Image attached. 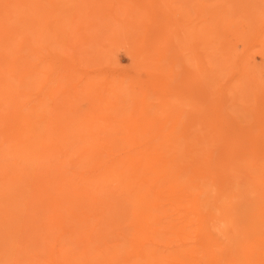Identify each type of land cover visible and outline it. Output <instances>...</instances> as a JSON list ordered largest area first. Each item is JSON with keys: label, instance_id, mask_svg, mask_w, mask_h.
Wrapping results in <instances>:
<instances>
[{"label": "rangeland", "instance_id": "1", "mask_svg": "<svg viewBox=\"0 0 264 264\" xmlns=\"http://www.w3.org/2000/svg\"><path fill=\"white\" fill-rule=\"evenodd\" d=\"M3 1V0H2ZM23 0H21V2H22ZM66 1V0H65ZM68 1V0H67ZM66 1V2H67ZM74 0H70V3H69V1H68V3L66 4L65 2H61V4H60V0H46L45 1V3H44V1L42 0H36V2L34 3V2H32L31 3V5H29L30 4V1H27V5L25 4V3H22V6H21V2H19V4H20V6L19 5H15V6H18V8H20V7H22V9H24L25 7V5L28 7V5H29V7L31 6V8H28V9H30V11H31V13H30V11L28 12L29 13V15H30V19H31V17L33 18V17H36V16H31L34 12L33 11H35V13H37L36 12V9H37V7H39L40 8V6H42V4L40 5L39 4V2L40 3H44L43 5H46V6H48V7H46V14H44V11H43V6H42V8H40V10H42L43 12H41V13H43V14H40V16L42 15L43 16V18H45V19H41L40 18V16L37 18L39 21L38 22H42V23H40V27H41V30L40 31H38L39 33L42 31V33H41V38L42 39H37V42L35 43L34 41H36L35 39L37 38L36 37V34H34V32H33V34H34V37H33V35L31 34L32 33V30L29 28L28 30H30L29 31V33L30 34H27L28 36H31L32 35V37H33V42L34 43H32V44H34L35 45V47H37L35 50H36V52H34L29 58L31 59V60H33V61H35V62H40V60H42V62H41V64H40V68L38 69L39 71H37V72H35V75H34V77H33V80L31 81V84H32V82L34 83V85H31L30 83H29V85H30V87L29 86H25V85H20L16 90H18V92H16V90H15V92H13L14 94V96L16 97V100L15 99H13V98H10V100L8 101L9 103H5L4 105L5 106H3V104L1 105L2 107H0V130L2 131H4L5 129H7V127L6 126H8V125H15L16 124V120L15 119H17V117L16 116H18V109H20L19 108V106L21 105V104H23V105H25L24 107H30L31 106V104L33 103V102H42V104H43V106H44V108L42 107V109H40V112H45V114H47L49 117H47V118H49V124H50V126H52V127H54V125L55 126H58L57 124H62V122L64 123V124H62V126H64V125H68V123H70V127L68 126V131L71 129L72 130V128H74L75 129V123H76V121L74 122V120L76 119V116L77 115H74V113H73V109H77V107L78 106H81L82 108L84 107L85 109H86V112H87V110H88V108H89V106L91 105L92 107H93V110H92V107H91V110H89V114H91V116L92 115H94V113L96 112V110H97V105H102L103 103H101L103 100V102H105V103H108V102H110L112 99H113V101L115 100V98L117 97L116 95H114L113 96V94H110V95H112V96H110L112 99L110 100V98H109V101L107 100L108 99V97L106 98V101H108V102H106L105 101V94H106V92L107 93H109L108 91H107V88H109V89H111V87L112 88H116V86H117V83L119 82V79L120 80H123V79H125V82H124V85L126 84V86H129V85H131V84H127V80H126V78L129 80V79H132L133 81H134V83H133V86L134 87H132V89L130 88V86H129V89L131 90V91H133V89H135V87H136V89L137 90H139V91H142L143 90V88H144V90H148L147 91V94H148V98L146 97V99H147V102L148 101H150V100H152V101H150L151 103L149 104V106L147 105V104H144V108L143 109H141L142 111H144V115H146L145 114V108H146V106L145 105H147V108H146V110H149V111H151L150 109H152V110H159V114H158V116L154 119H152L151 118V120L149 119V118H146V120L148 121L149 120V122L151 121V123L150 124H154L155 125V127H156V131L157 132H159L161 129H165V128H167V127H170V124L171 125H173V127L175 128L176 127V130L178 131V132H182V133H184V132H186L187 130L190 132H192L193 130L196 132V133H194L193 132V135L195 134H197V132L199 131V129H195V128H201V130H202V127H203V129H204V132H205V127H206V133L208 134L209 132L212 134L213 133V136H214V138H213V136L212 135H210V134H208L209 135V137L212 139V141L214 140H216L215 141V143H211V141L209 140V142H207V148L209 149H212L211 151H213V152H210V162H211V160H214V161H212L211 163H210V165L211 164H216L215 166H213V165H211V167H213V168H215L216 167V169H222V168H224V169H228V172H229V176H228V180H227V182H224V184H226V183H228V185H230V186H232V188H231V190H232V192L233 191H235V189H236V187H237V189H236V191L235 192H233L231 195H232V197H233V194L235 193V194H237V192L239 191V193H238V198L237 199H239L238 201H239V203L242 201V204L244 203V202H246L244 205H246V204H250L251 203V200L250 199H252L251 197H250V195H252V197L254 196L253 195V193L254 192H256V190H259V192L260 191H263L264 192V190H262V188L260 189L259 187H260V183H262V181H264V41H263V39H264V37H262L260 34H258V32L257 31H260L261 29L259 28V30L258 29H256V31H255V29H253L252 28V26H255V25H253L252 24V19L250 18V16L253 18V15H252V13H255L254 12V10L256 9L255 7H260L259 5H262V4H264V0L262 1V0H257L258 2V4L259 5H257V4H254V5H252L251 3L252 2H250V4L249 5H247V4H244V3H242L241 5L240 4H238L239 3V1H241V0H231V3L230 4H228V8H227V10L225 9V10H223L222 8H225L226 6L225 5H227V3H229V1L227 0H219V2H217L218 0H203L204 1V3H203V1H201V0H169V2L171 1V3H170V5L169 6H164L163 5V3L165 2V1H168V0H123L122 2H121V0H111V1H109V0H78L81 4H79V6L78 5H76V3L78 2L77 0L75 1V2H73ZM92 1H94L93 3H92ZM95 1H97V2H95ZM103 1V2H102ZM105 1V2H104ZM119 1V2H118ZM137 1V2H136ZM163 2V3H161V5H157V3L158 4H160L159 2ZM173 1V2H172ZM196 1V2H195ZM253 2H254V0H252ZM11 2V3H10ZM55 2H57L56 4H55ZM82 2H85L84 4L82 3ZM110 4H109V3ZM195 2V3H194ZM198 2H199V7H200V2L202 3V4H205L206 6H204L205 7V9H207V11L205 10V9H202V14H205L204 16L201 14V8H200V10H197L198 9ZM205 2H208V5H209V3H210V6H207V4L205 3ZM217 2V3H216ZM2 3V6L3 7H1L0 6V11L3 9V8H5V6H6V9H10V8H7V4H9V6L8 7H11L12 5H14V3H16V4H18V1L16 0H6V1H3V2H1ZM64 3V4H63ZM106 3V4H105ZM118 3H120L119 5H118ZM197 3V4H196ZM221 4V3H223V4H221L222 6L224 5V3H226L224 6L225 7H222L221 5H220V8L218 7L219 5H217V7L218 8H216V9H213V10H211L212 9V4H213V6L214 7H216V4ZM256 3V2H255ZM262 3V4H261ZM33 4V5H32ZM36 4H37V6H36ZM48 4V5H47ZM58 4H60V5H58ZM63 4V5H62ZM70 4V5H69ZM71 4H75V5H72L74 8H72V6H71ZM78 4V3H77ZM157 5V6H155V7H153V5ZM234 4V5H233ZM236 4H238L239 6H241V7H238V5H236ZM39 5V6H38ZM53 5V6H52ZM67 6V8H65V9H67V11H66V13H64L63 12V8L64 7H66ZM82 5V6H81ZM131 5V6H130ZM173 5V6H172ZM230 5H233V6H230ZM247 5L248 6V10L245 8V6ZM33 6V7H32ZM36 6V7H35ZM52 6V7H51ZM56 6V9L55 8H53V7H55ZM59 6V7H58ZM63 6V7H62ZM75 6H76V9H75ZM87 6V7H86ZM107 6V7H106ZM119 6V7H118ZM137 6H139V7H137ZM193 6H197L196 8H194ZM246 6V7H247ZM263 6V5H262ZM14 7V6H13ZM12 7V8H13ZM45 7V6H44ZM62 8L63 10H62V12L64 13V14H62V12H58L59 14H61V16L60 15H58V16H56V13H57V11L55 12L54 10H52L53 11V13H54V15L56 16V17H58V18H56L54 15H53V13H52V11L50 10L51 8H53V9H55V10H57V9H59V8ZM69 7L70 8H72V9H69ZM84 7V11H82L81 10V8H83ZM116 7V8H115ZM121 7V8H120ZM130 7H134V10H132V12H131V14H129V19H128V17L126 18V16H127V12H128V8L130 9ZM165 7V8H164ZM182 8V10H184V11H182L181 10V12H180V9ZM183 7H185L184 9H183ZM190 9H189V8ZM196 9V11L195 12H197L198 14H196L195 12H193L194 11V9ZM202 7V6H201ZM231 7H233L232 8V10H230V8ZM237 7V8H236ZM49 9V11H51L50 13H49V11L47 12V10ZM60 8V9H61ZM79 8V9H78ZM86 8V9H85ZM97 8V9H96ZM107 8L109 9V10H107ZM120 8V9H119ZM145 8V9H144ZM151 8V9H150ZM174 8V9H173ZM178 8H179V10H178ZM188 8V10H189V12H187L186 11V9ZM210 8V10H208ZM241 8H245L247 11H246V13H245V15H243L242 16V14L245 12V11H242L241 10ZM254 9V10H251V9ZM263 9H264V6L262 7ZM262 8H259V9H257V10H259V11H262L263 9ZM21 8H20V10H22ZM27 9V8H26ZM26 9H24V11L26 10ZM75 9V10H74ZM113 9L115 10L114 12H113ZM116 9H117V11H116ZM133 9V8H132ZM144 9V10H143ZM164 9V10H163ZM192 9H193V11H192ZM16 9L14 8V11H15ZM45 10V9H44ZM81 10V11H80ZM148 10H150V13H149V11ZM159 10V11H158ZM176 10V11H175ZM205 10V11H204ZM218 10V12H219V14H220V11L219 10H223L221 13H223L224 11H228V14L226 13V12H224L223 14L225 15V14H227L231 19H232V22H235V23H237V22H239V21H243V22H240L239 23V26H240V31H246L244 34L242 33V34H240V36H238L237 35V33L233 30V28H235L234 27V25L235 24H233L232 25V29H218V22L219 21H217L218 20V18H219V20H222V18H220L223 14H218V12H216ZM236 10V11H235ZM239 10H240V13H239ZM23 11V10H22ZM59 11V10H58ZM73 11V12H72ZM78 12V14H76L77 12ZM107 11V12H106ZM111 12L110 14H109V12ZM148 11V12H147ZM158 11V12H157ZM165 11H166V13H165ZM198 11H200V13L198 12ZM210 13H209V12ZM211 11H213L212 13H211ZM216 13H215V12ZM233 11V12H232ZM238 11V12H237ZM252 11V12H251ZM38 12H39V10H38ZM39 12V13H40ZM67 12H68V14H67ZM69 12H71L72 13V16L74 17H70L69 16V14H71V13H69ZM97 12V13H96ZM145 14H144V13ZM156 12V13H155ZM168 12H170V13H168ZM207 12V13H206ZM243 12V13H242ZM251 12V13H250ZM263 13H264V10L262 11ZM15 13H16V11H15ZM20 12H18V14H19ZM34 13V14H35ZM105 13V14H104ZM109 15H108V14ZM115 13V14H114ZM142 13H143V15H142ZM184 13H186V15L184 14ZM213 13H215L214 15H213ZM242 13V14H241ZM260 13V12H259ZM50 14V15H49ZM65 14H67V15H65ZM93 14H96V17H95V15L93 16ZM179 14V15H178ZM187 14H188V16H187ZM210 14V15H209ZM218 14V15H217ZM232 14V15H231ZM250 16H249V15ZM16 15H17V13H16ZM15 15V16H16ZM27 15V16H26ZM26 15H25V12L23 13V15H22V13H21V15H20V17H23V18H25V17H27L26 19L28 20V17H29V15L26 13ZM36 15V14H35ZM39 15V14H38ZM63 15H65V16H63ZM79 15V16H78ZM104 15H106V16H104ZM116 15V16H115ZM133 15V16H132ZM142 16V20H140L139 22H137L136 21V23H135V25L137 26H134V22H135V20H133V23L129 26L128 25V27H126V28H124L125 30H123V29H121V32L122 33H126V37L128 38V39H130V40H133L132 42H136L134 39H136V38H134L133 36H134V34H136V37L138 38L139 36H140V38H141V41H139V43H140V47H139V43H137L136 45L134 44V43H130V41H128L127 40V38H125V35H123V34H121V32H120V27H121V25H126L127 24V21H131L130 19H133L134 18V16L137 18H140L141 16ZM192 15V16H191ZM201 15H202V17H201ZM207 15H209V16H207ZM67 16L69 17V18H73V20H71V21H69V18H67ZM82 16H84L85 18H86V20H88L89 18H90V20H92L91 22H89V20L88 21H84L85 22V24H81L80 26H79V24H80V21L84 18H82ZM110 16V17H109ZM112 16H114V17H112ZM211 16H214V17H212L211 18ZM228 16H226L225 15V17H226V22H230L231 23V21H229V20H231L230 18H228ZM232 16V17H231ZM247 16H249V18L247 17ZM18 17V16H17ZM14 17V20L15 19H19L20 17ZM52 17V18H51ZM55 17V18H54ZM62 17H64V20L62 19V20H59V19H61ZM76 17V18H75ZM77 17H78V19L79 20H76L77 19ZM95 17V18H94ZM116 17V18H115ZM126 18V19H123V18ZM197 17V18H196ZM199 17V18H198ZM223 17V16H222ZM46 18H48V19H46ZM66 18L68 19L67 21H66ZM82 18V19H81ZM92 18V19H91ZM102 18V19H101ZM103 18H104V20H103ZM115 18V19H114ZM187 18H190L191 20H190V22L191 23H188V21H189V19H187ZM227 18H228V21H227ZM245 18V19H244ZM34 19V18H33ZM52 19V21H50ZM96 19V20H95ZM116 19H117V21H116ZM176 19V20H175ZM198 19V20H197ZM202 19V20H201ZM27 20H25V22H23V24H25L26 22H27ZM57 20H59L58 22H57ZM125 20V21H124ZM138 20V19H137ZM144 20H146V21H144ZM186 20V21H185ZM234 20V21H233ZM248 20H250L251 21V24H249V22L250 21H248ZM16 21V20H15ZM72 21L74 22V23H72ZM144 22V24H145V26L146 27H144V24H142V26L144 27V29H143V31H142V29H137L138 28V26L140 27V22ZM212 21V22H211ZM31 22V21H30ZM29 22V20H28V23L29 24H31ZM37 22V21H36ZM43 22H46V23H43ZM47 22H48V24H47ZM69 22H71V23H69ZM87 22H89V23H91V24H89V23H87ZM96 22V23H95ZM104 22V23H103ZM120 22V23H119ZM180 22V23H179ZM197 22V23H196ZM225 22V21H224ZM82 23V22H81ZM98 23V24H97ZM125 23V24H124ZM212 23V24H211ZM216 23V24H215ZM18 24H20V22L18 23ZM28 24V25H29ZM47 24V25H46ZM61 24H64V25H61ZM72 24V25H71ZM87 24V25H86ZM98 26H97V25ZM183 24V25H182ZM187 24H188V26H187ZM206 24V25H205ZM220 24V23H219ZM240 24H242V25H240ZM25 25H27V23L25 24ZM24 25V26H25ZM45 25V26H44ZM60 25V26H59ZM69 25V26H68ZM78 25V26H77ZM94 25V26H93ZM180 25V26H179ZM21 26H23L22 24H21ZM23 26V27H24ZM37 26H38V24H37ZM39 26H38V28H39ZM43 26H44V28H45V30H44V28H43ZM56 26H57V28L58 29H63V28H65V30L67 29V31L66 32H64V34L63 35H60L59 33H56L54 30H51V29H53L54 27L56 28ZM63 26V27H62ZM87 26V27H86ZM90 26V27H89ZM97 26V27H96ZM205 26V27H204ZM217 26V27H216ZM22 27V28H23ZM46 27H47V29H48V27H49V30H47L46 29ZM67 27V28H66ZM112 27V28H111ZM142 27V28H143ZM181 29H180V28ZM43 28V29H42ZM96 28V29H95ZM197 28L199 29L198 30V32L197 31H195L194 29H196L197 30ZM206 28V29H205ZM224 28V27H223ZM82 31V33L84 34L83 35V41H84V43H83V41H80V43L82 42V44H80L79 42H78V40H79V37H81V35H82V33H81V31ZM84 29H85V32H84ZM136 30V32H135V30ZM145 29H147V30H145ZM183 29V30H182ZM201 29V30H200ZM208 29L210 30L211 29V31H208ZM2 30V29H1ZM20 30H24V29H20ZM44 30V31H43ZM56 30V29H55ZM116 30H118V31H116ZM134 30V31H133ZM218 30V31H217ZM236 30V29H235ZM49 31V33H47ZM55 33H54V32ZM58 31V30H57ZM70 31V32H69ZM79 31V32H78ZM91 31V32H90ZM103 31V32H102ZM124 31H126V32H124ZM137 31H138V33H137ZM141 31V32H140ZM144 31L146 32L145 34V36L143 35V33H144ZM179 31V32H178ZM183 31V32H182ZM191 31V32H190ZM249 31V32H248ZM2 32H4V31H2ZM2 32L0 31V33H1V35H2ZM20 32V31H19ZM19 32H17V33H19ZM22 32V31H21ZM37 32V33H38ZM128 32H130V34L128 33ZM150 32V33H149ZM193 32V33H192ZM213 32V33H212ZM218 32V33H217ZM66 33V34H65ZM69 33V34H68ZM97 33V34H96ZM101 33V34H100ZM118 33V34H117ZM132 33V34H131ZM197 33L199 34V33H201L200 35H199V37H198V35H197ZM206 33V34H205ZM209 35H208V34ZM222 33V34H221ZM224 33V34H223ZM229 33V34H228ZM254 33V34H253ZM47 34H48V36H47ZM56 34V35H55ZM73 34V35H72ZM81 34V35H80ZM155 34V35H154ZM183 34H185L187 37L189 36V37H192V38H187L186 40H188V43H186L185 42V38H184V42H181V41H183V38L181 37ZM205 34V35H204ZM213 34H215V35H213ZM221 34V35H220ZM255 34H256V36H255ZM52 35V36H51ZM69 35V36H68ZM76 35V36H75ZM181 35V36H180ZM185 35H183V36H185ZM217 35V36H216ZM223 35V36H222ZM260 35V36H259ZM5 35L3 34V37H4ZM24 37L22 38L23 40H24V38H25V36H26V34L25 35H23ZM38 36V35H37ZM44 36V37H43ZM185 36V37H186ZM195 36V37H194ZM204 36H208V37H206V38H209V44L207 45V47L208 48H205L206 50L207 49H209V52L208 51H206L207 53H211V54H208L207 55V53L206 52H204L205 51V49H203L206 45H202V41L200 40L201 38H203ZM210 36V37H209ZM2 37V38H3ZM107 39H106V38ZM146 37V38H145ZM155 37V38H154ZM182 39H181V38ZM242 37V38H241ZM5 38V37H4ZM50 38V39H49ZM64 38V42L63 41H61V39H63ZM68 38H69V40H68ZM82 38V37H81ZM109 38H110V40H109ZM150 38V39H149ZM153 38V39H152ZM200 38V39H199ZM213 38V39H212ZM54 39V40H53ZM58 39V40H57ZM91 39H99V41L97 40L96 42H94L93 40V42H94V46H96L97 45V48H94V46H93V48L91 47L92 45H91V43L93 44V42L91 41L90 43H89V40H91ZM145 39V40H144ZM181 39V40H180ZM193 41H192V40ZM244 39V40H243ZM253 39V40H252ZM4 40V39H3ZM22 40V41H23ZM67 40H68V42H67ZM81 40V39H80ZM126 40L128 41V43H129V46H131V47H129V46H127L128 44L126 43ZM203 41H204V39H202ZM219 40V41H218ZM243 40V41H242ZM39 41V42H38ZM46 41V42H45ZM101 41V42H100ZM116 41V42H115ZM119 41H121L120 43H122V44H118V42ZM123 41V42H122ZM193 42V44L191 43V42ZM224 41V42H223ZM249 41V42H248ZM40 42H42V46L41 47H39V45H41L40 44ZM45 42V43H44ZM69 42H71V44L69 43ZM73 42H74V44H73ZM77 42V43H76ZM86 42V43H85ZM113 42V44L112 45H110V43H112ZM157 42H159V44L157 43ZM190 42V43H189ZM205 42V41H204ZM244 42V43H243ZM97 43H99V44H97ZM116 43V44H115ZM124 43V44H123ZM143 43H144V45H143ZM157 43V44H156ZM185 43V44H184ZM207 43H208V41H207ZM206 43V44H207ZM210 43H211V45H210ZM233 43H234V45H233ZM246 43H248V44H246ZM48 46H47V45ZM55 44V45H54ZM70 44V45H69ZM87 44H89V46L87 45ZM105 44V45H104ZM154 44V45H153ZM191 44V45H190ZM219 44V45H218ZM224 44V45H223ZM236 44H238V46L236 45ZM36 45H38V46H36ZM49 45H51V46H49ZM80 45H81V47H80ZM187 45H188V47H187ZM245 45V46H244ZM44 46H46V47H44ZM56 46V47H55ZM66 46V47H65ZM99 46V47H98ZM134 46H135V49H134V51L135 52H139L140 53V55H134V54H136V53H134L133 52V54H131V52L133 51V48H134ZM193 48H192V47ZM202 46H203V48H202ZM213 46V47H212ZM218 46V47H217ZM239 47V49L237 48L236 49V47ZM6 47V46H5ZM43 47V48H42ZM59 47V48H58ZM88 47H89V49H90V51H86V49L87 50H89L88 49ZM104 47H105V51H106V49L108 50V54L105 52L104 53ZM107 47V48H106ZM125 49H124V48ZM143 47H144V49H143ZM220 47V48H219ZM235 47V48H234ZM244 47H246V48H244ZM1 48V47H0ZM55 48V49H54ZM74 48V49H73ZM79 48H81V49H79ZM85 48V49H84ZM120 48H122V49H120ZM140 48V49H139ZM189 50H188V49ZM6 49V48H5ZM67 49V50H66ZM76 49V50H75ZM83 49V51H85L84 53H83V51H80V50H82ZM91 49H93V50H96V52L95 51H93V52H91L92 50ZM117 49H119V50H117ZM157 49V50H156ZM235 49V50H234ZM244 49V50H243ZM2 50V49H1ZM24 50H25V52H24ZM24 50H22L21 52H19L20 54H21V56H22V54H23V56H25L24 55V53L27 55L28 53H29V48H25ZM27 50V51H26ZM75 50V51H74ZM77 50H79V51H77ZM140 50H141V52H140ZM164 51L165 52V54L167 53V55H163V54H158V52H160V51ZM180 50H182V51H180ZM191 50V51H190ZM203 50V51H202ZM234 52H233V51ZM238 50V51H237ZM66 51H69V53L71 54H67V52ZM99 51V52H98ZM109 51H110V53H109ZM114 51V52H113ZM116 51V52H115ZM152 51V52H151ZM154 51V52H153ZM187 51V52H186ZM240 51V52H239ZM244 51V52H243ZM26 52H28V53H26ZM97 52H98V54H97ZM113 52V53H112ZM137 52V53H138ZM151 52V54H147V53H150ZM3 53L4 52H2L1 54H0V60H3L4 61V59L2 58L6 53H4V55H3ZM37 53H38V55H37ZM53 53H55L56 55H53ZM66 53V54H65ZM115 53V54H114ZM183 53H185V54H183ZM195 53V54H194ZM205 53V54H204ZM233 53V54H232ZM244 53V54H243ZM14 54H16V53H13L12 55H14ZM20 54H18V57H20ZM82 54H85V56H91L89 59H91V60H87V59H85V56H83ZM97 54V55H96ZM236 54V55H235ZM243 54V55H242ZM11 55V56H12ZM17 55V54H16ZM53 55V56H52ZM78 55V56H77ZM114 55V56H113ZM144 55H147V59L145 58V56ZM153 56L152 58H153V60H152V62L151 63H149V57L150 56ZM162 55V56H161ZM171 55H172V57H171ZM211 55V56H210ZM217 55V56H216ZM233 55V56H232ZM76 58H75V57ZM100 57V59H99V57ZM111 56H113V57H111ZM137 56H139V57H137ZM149 56V57H148ZM161 56V57H160ZM164 56H166V58L164 59ZM227 56V57H226ZM230 56V58L228 59V57ZM232 56V57H231ZM235 56V57H234ZM242 58H241V57ZM5 57H6V55H5ZM4 57V58H5ZM101 57H104L103 59H101ZM106 57H107V59H106ZM108 57H110L109 59L110 60H108ZM116 57V58H115ZM137 57V58H136ZM156 57V58H155ZM192 57V58H191ZM194 57V58H193ZM212 57H214L213 59H212ZM239 57V58H238ZM246 57V58H245ZM9 58H11V57H9ZM9 58H7V59H9ZM75 58V59H74ZM112 58L115 60V63L114 62H112ZM144 58V59H143ZM155 58V59H154ZM207 58V59H206ZM216 58V59H215ZM238 58V60H236ZM6 59V58H5ZM12 59V58H11ZM14 59H18L19 60V58H16V57H14ZM143 59V60H142ZM147 61H146V60ZM158 59V60H157ZM200 59V60H199ZM212 61H211V60ZM234 59V60H233ZM242 59V60H241ZM10 60V59H9ZM13 60V59H12ZM18 60H14L13 61V63H16V62H19ZM38 60V61H37ZM65 60V62H63ZM74 60V61H73ZM80 60V61H79ZM82 60V61H81ZM84 60V61H83ZM137 60H138V62H139V64H138V62H137ZM162 60H164V61H161ZM215 60V61H214ZM217 60V61H216ZM240 60V61H239ZM51 61V62H50ZM111 61V62H110ZM159 61V62H158ZM187 61V62H186ZM200 63H199V62ZM74 62V63H73ZM86 62H87V64H86ZM140 62H141V64H142V67L145 65V67L142 69V67H141V64H140ZM158 62V64L157 65H159L160 64V62L164 65V63H165V66H163L162 64V68L161 67H159L161 70L159 71V69L157 70V66H156V69L154 70V63L156 64ZM212 62V63H211ZM228 62V63H227ZM231 62H235V64H231ZM240 62V63H239ZM246 62V63H245ZM67 63V64H66ZM113 63V64H112ZM136 63V64H135ZM152 63H153V65H152ZM68 64H72V66L70 65V67H69V65ZM150 64V65H149ZM210 64V65H209ZM244 64L247 66V67H245L244 66ZM160 65V66H161ZM171 65V66H170ZM201 65V66H200ZM7 66H9V65H7ZM127 66V67H126ZM148 66V67H147ZM169 66V67H168ZM213 66V67H212ZM240 66H242V67H240ZM76 67V68H75ZM134 67V68H133ZM139 67V68H138ZM153 67V69H151ZM166 67V68H165ZM173 67V68H172ZM178 67V68H177ZM184 67V68H183ZM189 67V68H188ZM207 67V70L206 69H204V68H206ZM244 67V68H243ZM254 67V68H253ZM126 68V69H125ZM164 68V69H163ZM183 68V69H182ZM242 68H243V70H242ZM257 68V69H256ZM52 69V70H51ZM149 69H151V70H149ZM169 69H172L171 71H169L170 73H168V70ZM191 69V70H190ZM259 69V70H258ZM42 70V71H41ZM51 70V71H50ZM63 70V71H62ZM152 70H154V72L152 71ZM166 70H167V73H166ZM201 70V71H200ZM206 70V71H205ZM11 71V70H10ZM65 71H68V72H65ZM191 71H192V73H191ZM205 72V74H204V72ZM229 71V72H228ZM253 71V72H252ZM14 72V71H13ZM157 72V73H156ZM172 72V73H171ZM240 72V73H239ZM257 72V73H256ZM11 73H12V71H11ZM44 73V74H43ZM66 73H67V77L65 78V79H67L66 81L65 80H63L64 78H62L63 76H65L66 75ZM112 73L115 75V76H112ZM203 73V74H202ZM207 73V74H206ZM8 74H10V72L8 73ZM111 74V75H110ZM150 76H149V75ZM164 76H163V75ZM169 74V75H168ZM191 75L192 74V76H193V74H194V76L192 77V76H189L188 77V75ZM13 75V76H12ZM84 77H83V76ZM96 75V76H95ZM109 75V76H108ZM168 77H167V76ZM186 75V76H185ZM9 76V75H8ZM58 76H59V78H58ZM71 76H72V78H71ZM91 76V77H90ZM101 78H100V77ZM158 76V77H157ZM170 76H172V77H170ZM213 76V77H212ZM252 76H254V78L252 77ZM10 77H12L11 78V80L13 81L14 79H15V81L14 82H17L16 81V78L14 77V73L13 74H11V76ZM35 77H36V79H35ZM37 77H39V78H37ZM97 77H99L100 79H98ZM113 77V78H112ZM124 77V78H123ZM170 77V78H169ZM184 77H186V78H184ZM69 78V79H68ZM71 78V79H70ZM89 78V79H88ZM109 78V79H108ZM110 78H111V80L113 79L114 81L112 82V83H114L112 86H108L107 87V85H110V84H112L111 83V81H109L110 80ZM135 78H137L138 79V81H137V79L135 80ZM162 80H161V79ZM171 78H173V79H171ZM204 78V79H203ZM213 78V79H212ZM42 79V80H41ZM56 79H57V81H56ZM91 79V80H90ZM101 79H103L104 80V82H103V80H101ZM106 79V80H105ZM182 79V80H181ZM188 79H190V80H188ZM195 81H194V80ZM196 79L198 80V83H197V81H196ZM199 79L201 80L200 82H199ZM208 79V80H207ZM250 79V80H249ZM35 80H38V81H36L37 82V84H35L36 82H34ZM58 80H59V82H61L60 84H59V82H58ZM210 80V81H209ZM213 80V81H212ZM224 80V81H223ZM87 83H86V82ZM92 81H94V82H97V83H95V86L98 84V87H102V86H100V83L99 82H101V85H103V87H104V83H105V91H103V90H101L100 88V90L98 91V90H96V88H98V87H95L94 85V87H95V89H85L84 91H83V89L85 88V85H84V83H86L87 84V87L89 86L88 85V83L89 82H92ZM105 81H108V83L107 82H105ZM130 81V80H129ZM128 81V82H129ZM132 81V82H133ZM160 81V82H159ZM165 81H167V82H165ZM183 81V82H182ZM206 81H208V82H206ZM58 82V84H55V83H57ZM65 82V83H64ZM131 82V81H130ZM129 82V83H130ZM137 82H139V83H137ZM142 82H143V84H142ZM176 82H177V84H176ZM213 82V83H212ZM76 83H78V84H76ZM103 83V84H102ZM147 83V84H146ZM165 84V85H163L162 86V84ZM187 83H188V86H185V85H187ZM197 83V84H196ZM135 84V85H134ZM145 84V85H144ZM155 84V85H154ZM183 84V85H182ZM201 84V85H200ZM72 85H76V86H78V88H76L75 90H76V93H75V96H77V97H75V96H73V99H74V102H72V103H70V102H65L66 101V98H69L70 96V94L68 95V94H63V93H61V94H59L60 93V91H61V89H62V87H63V89H64V87L65 88H68V87H71ZM123 85V86H124ZM143 85L145 86V87H143ZM171 85V86H170ZM193 86V87H190V86ZM211 85V86H210ZM213 85H214V87H213ZM218 85V86H217ZM60 86H61V89H60ZM68 86V87H67ZM81 86H83V89H81ZM93 86H92V88H93ZM153 86H154V88H153ZM159 88H158V87ZM176 88H175V87ZM185 86V87H184ZM198 88H197V87ZM260 86V87H259ZM24 87H26V90H28V92H29V94H25V91L23 92V90H24ZM125 87V86H124ZM149 87V88H148ZM166 89V90H164V88ZM167 87L169 88V89H171V90H174V91H171V90H168L167 89ZM179 87H181V88H179ZM200 87H201V92H202V94H201V92L199 91L200 90ZM81 90H80V89ZM89 88H90V86H89ZM148 88V89H147ZM158 88V89H157ZM161 88H162V90H161ZM173 88H175V89H173ZM191 88V89H190ZM207 88V89H206ZM217 88V89H216ZM60 91H59V90ZM157 89V90H156ZM179 89V90H178ZM183 89V90H182ZM186 89V90H185ZM208 91V90H210L209 92H207L206 90ZM52 90H54V91H59V93L56 91L55 93H54V91H52ZM89 90H90V96H89ZM95 90V91H94ZM155 90V91H154ZM175 90H176V92H175ZM205 90V91H204ZM97 91V92H96ZM101 91H103V93H104V98H101V97H103V93L101 92ZM123 91H125V92H123ZM131 91H129L128 90V88L127 87H125V89H121V94H125V93H127L128 94V96L127 95H125L124 97H127V98H122V101L123 102H121V97L119 98V103H120V105L118 104V106H120V107H127V110H128V112H130V113H132L133 112V106H134V104H136V103H131L130 102V100L131 99H129L130 98V92ZM160 91V92H159ZM163 91V92H162ZM167 91V95H169V96H167L166 95V92ZM170 91V92H169ZM178 91V92H177ZM195 91V92H194ZM84 92H85V94H84ZM100 92V96L98 95V93ZM123 92V93H122ZM134 93H135V91H133ZM162 92V93H161ZM168 92L169 93H171V94H168ZM180 92H181V94H180ZM187 92H188V97L186 96L187 95ZM190 92V93H189ZM192 92H194V94H191ZM80 93V94H79ZM83 93V94H82ZM93 93H94V95H93ZM110 93H112V92H110ZM138 93H140V92H138V91H136V93L135 94H138ZM160 93V94H159ZM164 93H165V95H166V97H170V95H172L174 98H172V97H170L169 99H167L166 97H165V95H164ZM173 93V94H172ZM178 93V94H177ZM204 93V94H203ZM261 93V94H260ZM17 94H19V97L17 96ZM120 94V95H121ZM183 94H185V95H183ZM189 94L191 95V97L189 96ZM57 95H58V98H57ZM62 95V96H61ZM68 95V96H67ZM96 95H97V98H96ZM106 95H108V94H106ZM175 95V96H174ZM180 96V95H182V97L180 98V97H178V96ZM92 96H93V98H92ZM121 96H123V95H121ZM137 97H138V95H136ZM52 97H53V99H52ZM60 97V98H59ZM65 97V98H64ZM81 97V98H80ZM94 97H95V100L93 101V99H94ZM153 99H152V98ZM162 97V98H161ZM178 99L177 101H176V98ZM207 97V98H206ZM211 97V98H210ZM89 99L88 100V104H87V99ZM101 98V99H100ZM139 98H141V97H139ZM150 98V99H149ZM54 99L56 100V101H54ZM97 99H99V100H97ZM103 99V100H102ZM149 99V100H148ZM165 99H167V100H165ZM171 99V101H169ZM207 99V100H206ZM3 99H0V102L2 101ZM53 100V101H52ZM81 100H83V102L81 101ZM125 100V101H124ZM157 100V102H154V101H156ZM97 101V102H96ZM98 101H100V102H98ZM112 101V102H113ZM209 101V102H208ZM63 102H65V103H63ZM85 102V103H84ZM94 102H95V104H94ZM126 102V104H124V105H122V103H125ZM130 102V103H129ZM184 102V104H183V106H182V103ZM208 102V103H207ZM236 102V103H235ZM238 102V103H237ZM56 103V104H55ZM83 103V104H82ZM93 103V104H92ZM101 103V104H100ZM153 103V104H152ZM158 103H160V104H158ZM174 103V104H173ZM177 103V104H176ZM54 104V105H53ZM80 104V105H79ZM97 104V105H96ZM110 104V103H109ZM109 104H107V105H109ZM131 104H133V106L131 105ZM241 104V105H240ZM48 105V106H47ZM59 105H61V107L59 106ZM70 105V106H69ZM83 105V106H82ZM87 105V107H85ZM94 105V106H93ZM105 104H103V106H104ZM130 105L132 106V107H130ZM141 105V104H140ZM160 105V106H159ZM178 105H180V108L179 109H177L176 108V106H178ZM197 105H199L201 108L203 107L204 108V111H206L208 114V117H206L205 115H203L201 118H200V122H201V124H202V122H203V124H205V126H203V125H200V127H199V123L198 124H196V119H197V112H198V110H197ZM65 106V107H64ZM70 108H69V107ZM72 106V107H71ZM102 106V107H103ZM158 106H159V108H158ZM162 106V107H161ZM163 106H165V107H167L166 109V111L164 112V111H161V109L163 108ZM172 106V107H171ZM187 106V107H186ZM193 106H195V107H193ZM245 106V107H244ZM247 106V107H246ZM64 107V108H63ZM110 107V106H109ZM108 107V108H109ZM130 107V108H129ZM137 107H139V104L137 105ZM152 107V108H151ZM160 107H161V109H160ZM179 107V106H178ZM27 108V109H28ZM52 108V109H51ZM55 108H57V109H55ZM60 108H61V110H60ZM66 108V109H65ZM83 108V109H84ZM96 108V109H95ZM111 108V107H110ZM109 108V110H111ZM26 109V110H27ZM64 109V110H63ZM84 109V110H85ZM90 109V108H89ZM95 109V110H94ZM105 109H106V106H105ZM104 109V111H105V113L104 114H107L108 113V115H109V113H111V114H114V112L113 111H115V109H116V107H115V109H114V107H112V111L110 112L108 109H106L105 110ZM114 109V110H113ZM163 109H165V108H163ZM162 109V110H163ZM216 109V110H215ZM47 112H46V111ZM60 110V111H59ZM66 110V111H65ZM108 110V111H107ZM127 110L125 111L124 110V112H126V114H129V113H127ZM130 110V111H129ZM51 111V112H50ZM55 111V112H54ZM71 111H72V113H71ZM148 111V112H149ZM160 111H161V113H160ZM254 111V112H253ZM256 111V112H255ZM66 112H67V114H66ZM68 112H70V113H68ZM85 112V113H86ZM91 112V113H90ZM157 112V111H156ZM218 112V113H217ZM84 113V114H85ZM118 113V111H116V114ZM142 113L143 112H141L140 113V115L141 116H139V113L135 116V118L137 117L138 118V116L139 117H142ZM209 113H210V115H209ZM53 114V115H52ZM73 114V115H72ZM161 114V116H159ZM206 114V113H205ZM143 115V116H144ZM242 115V116H241ZM36 116V117H35ZM38 115H34V118H35V120L36 119H38ZM68 117V118H67ZM75 117V118H74ZM70 118H74L72 121H73V123L71 122V121H68V123H66L67 121L66 120H69ZM144 118V117H143ZM199 118V117H198ZM205 118H208L207 119V121L206 120H204ZM5 121H4V120ZM50 119H51V121H50ZM52 119H53V121H52ZM2 120V121H1ZM45 120H48V119H45ZM80 120H83V118H79L78 119V121H80ZM102 120V119H101ZM136 121V120H135ZM191 121V122H190ZM2 122V123H1ZM44 122H46V121H44ZM43 122V123H44ZM50 122H52V124L53 125H51V123ZM54 122V123H53ZM58 122V123H57ZM213 122H214V124H216L215 126L213 125ZM32 124V126L34 125V127H36V130L34 129V131H29V134H30V132L32 133L31 135H30V138L28 137V134H27V136L26 137H28L29 139H27V138H25V143L29 140L30 141V139H33V132H36L37 131V126L38 125H40V124H42V122L40 123H37L36 121H35V123H37V124H35V123H33V122H31ZM57 123V124H56ZM101 123L104 125V123H105V125H107L108 124V121L106 122V120L105 121H101ZM133 123H136V124H139V121H137V122H134L133 121ZM132 123V124H133ZM146 123H148V122H146ZM161 123V124H160ZM169 123V124H168ZM179 123V124H178ZM195 124V125H192V124ZM207 123H209V125H210V123H212L211 125H213L214 127H216V128H214L213 126H212V128H213V130H219L218 132L217 131H215V132H211V131H213L212 129L210 130V128H211V126L209 127V125H207ZM163 124H164V126H163ZM207 125V126H206ZM31 126V127H32ZM60 126V127H59ZM57 128L55 127L54 129H51V128H49V130H46V132H47V135H49L50 137L52 136V138H53V140L56 142V144L54 145L53 144V146H52V139L51 138H49V139H51V140H49V141H47L49 144L48 145H50L51 144V146H49V147H51L50 149H49V147L48 148H45V146H44V144H39V146L37 145H31L32 143H30V142H28L29 144H30V148H29V151H27V153H29V152H31L32 150L34 151V148L36 147V152L38 151V153L36 154V161H34V160H32V159H28V161L27 160H25V161H23V159H21L19 156L20 155H17V156H15V159L13 160H11V163H12V165H13V163L16 161L17 162V165L20 163L19 161H20V159L22 160L21 162V167L22 166H24L25 164H26V166L28 167V169L29 170H27V168L25 169V170H23V171H20V170H18V168L16 169H13L12 168V170L10 171L9 170V172L11 173V175H13V173L14 172H23L24 174H23V176H24V180L23 181H25L26 183H27V179H28V181H30L31 182V180L30 179H32L33 181V184H34V182H35V184L37 185L38 184V182H40V181H38L37 182V180H41L42 178H44L45 177V175L46 176H49V174H50V178L52 177V176H55L56 175V173H60V172H64V174L63 175H66V178H65V176H64V178L66 179V180H68L69 178H70V182H72V180H74L73 182H72V184H73V187H70V186H68L67 187V189L65 190V192L66 191H69V196H74V197H78V195L80 196V194L82 195V196H80V197H78L77 199L78 200H74V199H72V200H70L69 201V199L68 198H65V197H63L64 196V194H62V195H59L60 193L58 192V196L60 197L59 199H60V201L61 202H67V203H69L68 204V206H70V205H73V203H78L79 202V204H80V202H82V200L84 201V203H87L86 205L87 206H94V207H92V209H93V211H92V209H89V210H91V211H89L90 212V214H93V212L95 211V209H100V207H99V205H97V206H95V205H93L91 202H93L92 200H90V198H92L97 192H99L100 190V192L98 193V194H100L101 192H103L102 191V187L100 188V190L98 191L97 189H99V187L102 185V186H104L103 185V181H102V183L98 186V185H92L91 183H93L94 184V181H92V180H86V181H83L84 179L83 178H85V177H81V176H76L75 175V172H76V174L78 173V172H83V173H85V174H89V175H94V173H95V175H97V173L100 171V169H103V165H102V162H103V160H105V157L107 156V157H109V155H107L106 153H105V147L101 144V143H103L104 141L105 142H108V141H106L108 138H107V136L108 137H111V133L109 134L108 133V131L109 132H111V130L109 129V130H105L104 132L103 131H100L101 130V128L100 129H96V135L94 134V136L92 135H90V136H88V134H87V137H90V139H87L86 140V136H83V138H80L79 140H86L88 143H89V141H90V143H91V141H92V144H88V143H84L83 141H82V143H84V145L82 144V145H80V141H77V143H78V145H80V148H79V151H80V149H81V147H82V150L80 151V153H79V151H78V154H81V155H83V152H84V155L86 156V157H89V160L91 159V158H95L96 159V157L98 158V159H93V161H95L96 163H91V162H93L92 160H90V162L87 160V158L85 157V156H83V158L82 159H84V157H85V159H86V161H87V163L91 166V164H93V167H95L94 169H92V170H90V168H87L88 167V165H86L87 163H86V161L83 163V160H82V162H79V166H77V167H74L73 166V164H74V162H71V161H74L73 159H74V157H78V156H76L75 154H77V153H75V154H73V155H71L72 153H74L73 152V150L76 148V150L78 149V147L79 146H77L76 145V143H72L73 141H75V140H73L74 139V137H72L71 139L73 140V141H71L70 140V145H71V143L73 144V145H69V143H68V145H67V143H64L63 141V139L61 138V137H59V134H61V130H64V129H66L67 127H62L61 125H59ZM177 126H179V128L177 127ZM202 126V127H201ZM5 128V129H4ZM208 128H209V131H208ZM73 129V130H74ZM69 131V133L70 134H72V136L74 135V132H73V130L72 131ZM0 131V132H1ZM85 131V130H84ZM84 131L83 132H81V134L82 133H84ZM99 132V134H97L98 132ZM208 131V132H207ZM216 132H217V134H216ZM221 132V133H220ZM2 133V134H1ZM0 133V144L4 147V135L6 134V132H4V135H3V132H1ZM108 133V134H107ZM118 133H120L121 135H118V137L117 138H120V137H122V135L124 134L121 130L118 132ZM123 133V134H122ZM219 133L222 135H219ZM106 134V135H105ZM216 134V135H215ZM55 135V136H54ZM98 135V136H97ZM104 135V136H103ZM116 134H115V136H117ZM215 136H217V137H215ZM55 137H58V138H61V140H62V144L60 145V144H58V143H60V139H57V141L54 139ZM69 137H70V135H69ZM103 137V138H102ZM104 137H105V139H104ZM221 137V138H220ZM94 138H95V140H94ZM141 139H145V138H139L138 139V142L139 143H136L138 146H136V147H138V149H139V147H140V149H142L143 148V146H141L140 145V143L141 144H143V141L141 140ZM220 141V142H218V140ZM222 139V140H221ZM99 140V141H98ZM66 141V140H65ZM69 141V140H68ZM94 141H96V142H94ZM103 141V142H102ZM17 142H19V141H17ZM51 142V143H50ZM67 142V141H66ZM98 142H99V144H98ZM218 142V143H217ZM28 143H26V144H28ZM93 143H96L95 144V146H94V144ZM110 142H108V144H109ZM208 143H210L209 145H208ZM25 144V145H26ZM104 144V143H103ZM107 144V143H106ZM135 144V145H136ZM75 145H76V147H75ZM90 146V148H88L89 146ZM93 145V146H92ZM102 145V146H101ZM144 145V144H143ZM219 145V146H218ZM32 146V147H31ZM69 146V147H68ZM92 146V147H91ZM127 146V147H126ZM126 146L124 145V148H125V152H121V153H119L120 154V156L119 157H121V155H123V153L125 154L126 152L128 153V149L129 148H131L132 147V145H131V147H130V145H129V148H128V144H126ZM134 146V145H133ZM27 146H25V148H24V150H28V148H26ZM58 147H60V150H59V153L57 152V151H55V150H57V148ZM64 147L67 149V151H66V149H65V153H61L62 151H63V149H64ZM70 147H72V150H71V153H68V152H70L69 151V149H70ZM84 147V148H83ZM104 147V148H103ZM121 147H123V146H119V150L120 149H122ZM213 147V148H212ZM63 148V149H62ZM85 148H88V150H86ZM91 148H94V150H92V152L94 153V154H91L92 155V157H91V155H90V152H91ZM96 148V149H95ZM101 148H103V149H101ZM126 148H128L127 149V151H126ZM134 148V147H133ZM174 148V147H173ZM206 148V149H207ZM32 149V150H31ZM42 149V150H41ZM49 149V150H48ZM52 149V150H51ZM117 149V148H116ZM116 149L114 148L113 149V151H115L114 153H118L117 151H118V149H117V151H116ZM55 151V153H54V151ZM75 150V151H76ZM131 150V149H130ZM133 150V149H132ZM173 150H175V149H172V151ZM51 151H52V155H54V157H55V159L52 157V155H51V157H50V154H51ZM170 151V150H169ZM230 151V152H229ZM25 152V151H24ZM39 152H42V153H39ZM77 152V151H76ZM87 152V153H86ZM97 152V153H96ZM135 152V151H134ZM171 152V151H170ZM205 152H208V151H205ZM242 152H243V154H242ZM0 153H3L2 151H0ZM31 153H33V152H31ZM44 153V154H43ZM46 153V154H45ZM68 153V154H67ZM89 153V154H88ZM113 153V152H112ZM126 153V154H127ZM204 153V152H203ZM214 153V154H213ZM44 156H43V155ZM47 154H48V156H47ZM56 154H58L59 155V158L56 156ZM88 154V155H87ZM95 154H97V156L95 155ZM101 154H102V156H101ZM208 154H209V152H208ZM211 154L213 155V156H211ZM245 154V155H244ZM40 155H41V157H40ZM96 157H95V156ZM104 155H106V156H104ZM111 155H114V154H110V157L109 158H111V160H112V158H114V156H111ZM206 156H204V157H208L207 156V154H205ZM247 155L249 156V157H247ZM251 155V156H250ZM38 156H39V159H38ZM100 156H101V158H100ZM117 156H118V154H117ZM116 156V154H115V158L117 157ZM61 157V158H60ZM72 159H71V158ZM212 157V158H211ZM76 158H75V160H76ZM79 158V157H78ZM104 158V159H103ZM118 158V157H117ZM16 159H18V160H16ZM34 159V158H33ZM45 159V160H44ZM103 159V160H102ZM6 160H8V162H9V160L10 159H5V160H3V161H1V163H6L7 161ZM31 161V163H29L30 161ZM38 160V161H37ZM79 160V159H78ZM81 160V159H80ZM79 160V161H80ZM98 160L101 162V160H102V162H101V164L98 162ZM111 160H108V163H111L112 161ZM249 160V161H248ZM32 161H34V162H32ZM106 161H107V159L105 160V163H106ZM111 161V162H110ZM207 161V160H206ZM15 162V163H16ZM19 162V163H18ZM24 162V163H23ZM14 163V164H15ZM42 163V164H41ZM68 163H71V165L70 164H68ZM76 163V162H75ZM86 163V164H85ZM100 164L99 166H98V164ZM207 163H208V161H207ZM249 163V164H248ZM40 164H41V166H40ZM78 163H76V165H77ZM84 165V167H83V165ZM97 164V165H96ZM107 164V163H106ZM242 165V166H240V165ZM38 165V166H37ZM105 165V164H104ZM225 165H229L228 167L227 166H225ZM243 165H244V167H243ZM87 166V167H86ZM89 166V167H90ZM96 166L98 167V168H96ZM230 166H232V169H231V167ZM246 166V167H245ZM248 166H250V167H248ZM14 167V166H13ZM41 167V168H40ZM61 167V168H60ZM86 167V168H85ZM99 167H102V168H99ZM210 167V168H211ZM218 167V168H217ZM238 167H242L241 169H238ZM34 168V169H33ZM37 168V169H36ZM91 168H92V166H91ZM246 168V169H245ZM80 169H81V171H80ZM84 169V170H83ZM95 169H98V170H95ZM234 169V170H233ZM244 169V170H243ZM232 170V171H231ZM242 170L244 171V172H242ZM25 171V172H24ZM68 171V172H67ZM93 172V173H89V172ZM94 171H96V172H94ZM227 171V170H226ZM8 172V173H9ZM33 172V173H32ZM40 172V173H39ZM62 172V173H63ZM66 172V173H65ZM102 172V170L99 172V173H101ZM10 173H9V175H10ZM26 173V174H25ZM48 173V174H47ZM231 173H233V174H231ZM234 173L236 174V176L238 177V178H236L235 177V175H234ZM53 174V175H52ZM79 174V173H78ZM87 174V175H88ZM241 174H242V176H241ZM244 174V175H243ZM250 174V175H249ZM8 175V176H9ZM10 175V176H11ZM67 175H68V177H67ZM115 176L117 175L116 173L114 174ZM233 175V177H231V176ZM9 176V178H12V176L10 177ZM26 176V177H25ZM32 176H33V178L36 180V181H34V179L32 178ZM114 176V177H115ZM118 176H119V174H118ZM118 176H116L115 178L117 179L118 178ZM249 176V177H248ZM36 177V178H35ZM39 179H38V178ZM75 179H74V178ZM77 177V178H76ZM78 177H81V178H78ZM113 177V179L115 180H112L111 181V179H106V180H108L107 182L109 183L110 181L113 183V184H111L110 183V185H106V181H104V184L106 185V186H104V188L106 187L107 188V190L108 189H111L112 188V190L114 191V189H113V187H115L116 185L118 186L119 185V181L118 180H116L115 178ZM231 177V178H230ZM252 177V178H251ZM8 178V180L6 181L7 182V184H8V186L10 185V183L12 182L11 181V179H9ZM50 178H48V179H50ZM90 178H91V176H90ZM111 178V177H110ZM235 178V179H234ZM249 178H251V179H249ZM52 179H53V177H52ZM80 179H81V181H80ZM237 179V184H236V186H234L235 185V183H234V181ZM244 179H245V182L243 183V181H244ZM246 179L248 180L249 179V181H246ZM230 180V181H229ZM234 180V181H233ZM257 180V181H256ZM22 181V183H20L21 185H23V186H21L20 184V186L18 187V188H16L14 191V195L15 196H13V198L11 197V195L9 194V193H7V195H5V194H1L0 193V207L2 208L1 210H3L4 212L6 211L7 212V209L9 210V206H10V204H11V199H16L15 197H17V196H19L18 194H22V193H25V192H27V193H25V196L28 198H25L26 200L25 201H22L19 205H16V206H12V208L10 207V210L7 212V213H9V214H6V216H4V217H2V219H0V237H2V235H3V237L0 239V264H15V262L17 261V263L16 264H45L46 263V261H44L45 259H47L46 258V254H45V250H43V248H44V246H46V245H44L43 244V242L41 243L40 241H43L42 239L39 241V240H37L38 239V236H40V237H42L43 235H48V233L47 234H44V232L46 233V231L48 230V229H45L44 231H42L41 230V228H40V230L42 231H40V230H37V231H35L34 230V232H28V231H25L26 230V228H25V230L24 229H22V231L21 230H19V228L17 229V224L19 225V227H21V228H24L25 227V224H26V222H24L25 221V219H29V216H28V214H26L25 216H24V214H23V211H25V209H27V207L30 205L31 206V204H33V199H34V197L32 198V199H30L32 196H30V194L32 195L33 193H34V188L33 187H31V185H28V184H25L24 182ZM42 181V180H41ZM80 181V182H79ZM92 181V182H91ZM116 181H118L117 183H116ZM232 181V182H231ZM258 181H261V182H258ZM91 182V183H90ZM247 182L250 184L251 182H252V184H250L251 185V187L252 188H250L249 190H248V193L246 194L245 193V190H247V188L245 189V187H250L249 186V184H247ZM256 182V183H255ZM259 184H258V183ZM24 183V184H23ZM126 183H128V181L126 182ZM230 183V184H229ZM2 184V185H1ZM79 184V185H78ZM232 184V185H231ZM241 184H243V185H241ZM246 184V185H245ZM255 184L256 185H259V187H257V188H259V189H256L255 190ZM12 185H13V183H12ZM14 185H16L15 183H14ZM24 185H26L25 187H24ZM75 185V186H74ZM124 185V184H123ZM254 185V186H253ZM8 186L7 185H5L4 183H1L0 182V192H1V190L2 191H9V188H8ZM27 186H29L28 188L30 189V191L28 190V189H26L27 188ZM49 185H46L45 187L47 188H44V187H39V189H42V190H40V193H43L44 194V196L49 192L50 193V191H54L53 192V194L54 193H56L55 192V190L54 189H52L51 187L49 188L48 187ZM84 186V187H83ZM95 186L97 187V188H95ZM120 186H122V185H119V187ZM242 186H243V188H242ZM10 187V186H9ZM24 187V188H23ZM241 187V188H240ZM254 187V188H253ZM264 187V186H263ZM49 188V189H48ZM65 188V187H64ZM68 188H70L69 190H68ZM105 188V189H106ZM235 188V189H234ZM26 189V190H25ZM104 189V190H105ZM116 189H119L120 190V188H116ZM115 189V191H117ZM251 189H252V191H253V193H252V191H251ZM47 190V191H46ZM71 190V191H70ZM74 190H76L77 191V194L76 193H73V192H76V191H74ZM94 190H97V192L96 191H94ZM106 190V191H107ZM242 190V191H241ZM73 191V192H72ZM84 191V192H83ZM104 192V193H108V192H110V190L109 191H107V192ZM113 191H111V192H113ZM212 191V190H211ZM241 191V192H240ZM31 192V193H30ZM88 192H90L89 194H88ZM230 192V191H229ZM258 191L256 192V193H259ZM13 193V192H12ZM17 194V196H16V194ZM92 193V194H91ZM212 193V196H211V194H210V198H209V196L206 198L208 201H210L213 197H214V192L212 191L211 192ZM246 194V195H249V197L247 198L246 197V195H244V194ZM252 193V194H251ZM261 193V192H260ZM255 194L256 196H254L255 198L257 197V199H258V196H260L261 194V198H259V200L260 201H258L257 203H255V201H254V199H252L253 201H254V203L255 204H253V206H254V210H256V208L259 210V211H261L260 210V208L261 207H258V204H259V206H261L262 204H264V196H263V193H261V194ZM234 194V198H235V195ZM51 194H49V195H47V196H50ZM67 195H68V192H67ZM77 195V196H76ZM90 195V196H89ZM44 196H43V198H44ZM73 196H72V198H73ZM84 196V198H82ZM241 196H242V198H241ZM244 196H245V198H244ZM88 197V198H87ZM240 197V198H239ZM231 198V197H230ZM234 198H232L233 200H234ZM236 198H235V200L234 201H236ZM246 200V198L248 199V202L247 201H244V199ZM49 199H51L50 201H49ZM47 201H49L50 202V205H56L55 204V201H52V198H49ZM71 199V198H70ZM214 199V198H213ZM213 199H212V201H213ZM229 199V198H228ZM243 199V200H242ZM64 200V201H63ZM66 200V201H65ZM80 200V201H79ZM226 200V199H225ZM225 200H223V201H225ZM31 201H33L31 204L29 203V202H31ZM35 201H36V199H35ZM60 201H58V203L57 204H59V202ZM231 200L229 199V202H230ZM234 201H231V202H233V204H234ZM238 201H237V204L238 205H240L239 203H238ZM244 201V202H243ZM6 202V203H5ZM42 202H44V205L43 206H40V207H37L36 206V208L35 207H32V209L35 211V212H33V214L34 215H36L37 214V216L35 217V219L34 220H32L33 222H32V225H35V226H38V223H39V225H42V224H40V222L39 221H37V220H42V219H40L41 217L43 218V216H45V218H46V215H44V214H48L49 212H48V208H50V210H52V212H53V207L51 208V206H49L47 203H46V200H44V201H42ZM54 202V203H53ZM226 202V205H227V203H228V201L226 200L225 201ZM225 202H224V204H225ZM230 202V203H231ZM37 203V202H36ZM52 203V204H51ZM67 203H65V205L63 206L62 205V207L60 206V205H58L59 207H57V205H56V207L58 208V211H60L61 212V210H62V212H65V213H61L63 216L65 215V217H63V220H65V226H66V230H65V226L63 225V223L64 222H62L63 220H61L60 221V224L63 226H61L60 224H58L59 222H56V221H58V220H60V219H58V220H56L55 221V223L52 221V223H54L53 225H52V223H50L51 225H52V227L50 228L51 230V233L53 234L55 231H56V229H57V232L58 231H60V229H62L61 231H60V233L62 232V234H61V238H60V233L58 232V234H56L57 235V237H56V239H57V241H56V243H54L55 245H52V244H50V246H58V247H56V248H58V250H60V251H65V250H68L69 252V254H68V257H70V259H68L67 261H68V264L70 263V261H71V259H72V257H74V258H76V257H80V256H83V254L85 253L86 255H90V257H92V255H93V257H95V255H99V254H101L100 256L102 257V251H106V250H109L108 249V247H109V245L110 244H117V245H119V246H121V242H122V245H125L126 243H127V241L128 240H126L127 238H123L124 237V235L122 236L121 235V232H120V227H122L124 224L126 225V226H128L129 225V227L131 226L130 224H132L131 223V220H130V218L129 219H122L123 221H120V223H119V226L120 227H118V232H120L119 233V235H118V232H116V234H114L115 236H116V238L118 239V238H120L121 236H122V238H121V242H119L120 241V239H116L115 238V236L113 235V237H112V235H110L107 239H108V241L109 242H107L108 243V245H107V243H103V242H101L100 244H101V248H97V245L96 244H99L98 242H91L90 244H88L89 242L87 241V240H85L86 238L87 239H89L88 237L91 235V229H94V228H96V226H97V223H95V222H93L94 220H92V216L90 215L89 217H87L86 215L87 214H85V216H80L79 217V220H83L82 222H80V221H78L79 222V225H81L80 227L83 229V232L85 231L86 233L84 234H82V233H80V235L81 236H79V238L81 239V237H82V235L84 236L83 238H85V239H79L78 237V239H76V234L78 235V233H79V226H78V228L77 229H75L76 231L78 230V232L77 233H75L76 231L73 229V226L74 227H77V226H75L76 224H74V222L78 219V218H76V220H74L75 219V217H73V214H72V216H71V214L70 215H68V211H65V210H67L66 208L65 209H63V207H65V206H67ZM236 203V202H235ZM7 204H9L8 206H7ZM39 204V203H38ZM46 204V205H45ZM64 204V203H63ZM78 204V205H79ZM232 204V203H231ZM231 204H228L229 205V207L231 206ZM233 204H232V206H233ZM237 204H234V206L235 205H237ZM249 204H248V207H250L249 206ZM20 205H21V207H23V208H21L20 207ZM77 205V206H78ZM81 205H83V207H78L79 209L81 208H83L85 211L88 209V208H90V207H85L84 206V204L82 203ZM181 205V204H180ZM180 205H179V208H180ZM237 205V206H238ZM18 206V207H17ZM26 206V207H25ZM29 206V209H27L28 211L27 212H29L30 210H31V207ZM181 206H183V205H181ZM208 206H209V204H208ZM253 206L251 205V207L253 208ZM256 206V207H255ZM42 207V208H41ZM45 207H47V208H45ZM86 209H85V208ZM184 207V206H183ZM228 207V206H227ZM20 208V209H19ZM55 208V207H54ZM59 208H61L60 210H59ZM206 209H208L207 207H205ZM215 208V207H214ZM214 208H212L211 207V209L210 210H215ZM232 208V207H231ZM237 208V207H236ZM262 208H263V211H264V205L262 206ZM41 209H44V210H41ZM45 209H48V210H46L47 212H44L45 211ZM81 209L80 210H78L77 209V211L78 212H81ZM233 209H235V208H233ZM241 209V208H240ZM240 209L239 210H237L239 213L241 212L240 211ZM246 209H247V206H246ZM245 209V210H246ZM251 208H249V212L247 213V212H245V213H247V214H249V216H251L250 214L252 213V212H254L253 211V209H251ZM55 210V209H54ZM57 210V209H56ZM55 210V211H56ZM101 210V209H100ZM218 210V209H217ZM236 210V209H235ZM88 211V210H87ZM237 211H234L233 213H234V215H235V212H237ZM242 211H243V209H242ZM247 211V210H246ZM250 211H251V213H250ZM5 212V213H6ZM26 212V213H27ZM60 212H58L57 213V215H61L60 214ZM97 212H100V211H97ZM214 212V211H213ZM218 212V211H217ZM244 212V211H243ZM262 212V211H261ZM259 213V214H256V213H258V211L256 210V215H258L259 217L260 216H262L263 215V213ZM25 213V212H24ZM88 213V212H87ZM239 213H236V214H239ZM245 213H242V214H245ZM17 215V216H19L18 218H17V216L15 217H11L10 215ZM247 214H245V215H247ZM21 215H23V216H21ZM53 215H55V214H50V219H46L47 221H51V217L52 218H54L55 216H53ZM56 215V217H61V216H57ZM182 215V214H181ZM191 215H194V214H191ZM233 215V216H234ZM241 214H239V216H240ZM253 215H254V213H253ZM253 215L251 216V217H247V220H249L250 218V224H251V221L253 220V222H255V221H257V222H255V223H253V224H251V226H253L254 225V227H255V224L259 227H257L256 226V228H255V232L253 231V232H251V233H255L254 235L256 236V233L258 232H256V229L258 228V229H260L259 230V233L257 234V236H259V238H257V237H255L256 238V240L257 241H259L258 239H260V238H264V222H262L261 223V221H263V217H264V215H263V217H261V218H258V217H256V219L257 220H255V217L253 218ZM49 216V215H48ZM68 216V217H67ZM195 216H197V215H195ZM194 216V217H195ZM230 216H231V218L233 217L231 214H230ZM238 215H237V217H239ZM241 216H244V215H241ZM10 217V218H9ZM21 217H23V218H21ZM92 217V218H91ZM111 217V216H110ZM235 217V216H234ZM245 217V216H244ZM32 218V217H31ZM45 218H44V222H45ZM65 218V219H64ZM71 218H73V219H71V221H69ZM82 218V219H81ZM84 218H85V220L88 222V220H90V221H92L93 223H90V221L87 223L85 220H84ZM91 218V219H90ZM197 217H195L194 219L196 220V222L198 221V218L196 219ZM230 218V220H232ZM253 218V219H252ZM33 219V218H32ZM229 219V218H228ZM236 220L238 219V218H235ZM243 219V218H242ZM245 219V218H244ZM262 219V220H261ZM73 220V221H72ZM126 220V221H125ZM226 220V219H225ZM238 220H240V218L238 219ZM10 221H11V223H10ZM46 221V222H47ZM130 221V222H129ZM215 221H217V220H215ZM232 221H234V220H232ZM245 222H247L246 221V219L244 220ZM244 221H242L241 220V222L242 223H244V224H246ZM15 222H17V224L15 223ZM23 222H24V224H23ZM37 223V225H36V223ZM43 222V223H44ZM62 222V223H61ZM77 222V221H76ZM84 222H86L87 223V225H85L84 224ZM122 222V223H121ZM218 222V221H217ZM217 222L215 223V222H213V223H215V224H217ZM219 222H221V221H219ZM227 222H228V220H227ZM235 222V221H234ZM237 222H239V221H237ZM240 222V223H241ZM248 222V223H249ZM20 223V224H19ZM35 223V224H34ZM83 223V224H82ZM91 224L90 226L88 225V224ZM95 223V224H94ZM130 223V224H129ZM223 223V224H222ZM222 223H221V225H224V223L228 226L229 224H230V222H229V224H227L226 222H224L223 220H222ZM10 224V225H9ZM11 224H13V225H11ZM123 224V225H122ZM234 224V223H233ZM236 224V223H235ZM21 225V226H20ZM59 225L62 227H60L59 228ZM72 227V228H70V230L72 229V232L73 233H75L74 235L75 236H71V238H67V235H65L66 234V232H67V230H69L67 227ZM71 225H73V226H71ZM78 225V224H77ZM82 225H84L83 227H82ZM211 225H213L214 226V224H211ZM218 225V224H217ZM262 225V226H261ZM7 226H8V228H7ZM15 226H17V227H15ZM23 226V227H22ZM58 226V227H57ZM87 226V227H86ZM94 226V227H93ZM122 227L124 230L127 228V230L126 231H122L123 232V234L124 233H128L127 231H128V228L129 227ZM196 226H197V224H196ZM235 225H233V227H234ZM237 226L239 227V225L237 224ZM248 226V225H247ZM247 226H241V227H239L238 229H236L237 231L240 229V228H247ZM40 226H38V228H39ZM55 227H56V229H55ZM85 227V228H84ZM219 227H220V225H219ZM222 227V226H221ZM226 227V226H225ZM2 228V229H1ZM59 228V229H58ZM80 228V230L82 231V229ZM87 228V229H86ZM195 228V227H194ZM215 228H216V225H215ZM215 228H213L212 230H213V232H215V236H217V237H219L220 238V240L218 239V242H220V243H222V241H224L225 243H226V240H229V238L228 239H226L225 237V240H224V238H223V236L222 237H220V235L216 232V229ZM224 228V227H223ZM227 228V227H226ZM225 228V229H226ZM244 228H243V230L242 229H240L241 230V233L240 232H237L236 230V232L237 233H240V235L238 234V235H235V234H237V233H235V232H233V233H235L234 235H235V237L236 236H238L237 238H239L240 239V237L243 239V241H244V239H246V238H248L250 235H251V233H250V231H249V233L247 232L248 231V229L246 230L245 229V231H244ZM252 229H254L253 227H251ZM10 231H9V230ZM42 229H43V226H42ZM55 229V230H54ZM84 229H86V230H84ZM196 229V228H195ZM250 229V228H249ZM52 230H54V231H52ZM74 230V231H73ZM90 230V231H89ZM218 230H221V229H219L218 228ZM251 230V229H250ZM262 230H263V232H262ZM4 231H5V233H4ZM17 231V232H16ZM24 231V232H23ZM39 231H40V233H39ZM66 231V232H65ZM129 231H130V228H129ZM252 231V230H251ZM15 232V233H14ZM35 232H37V233H35ZM49 232V231H48ZM243 232H246V234L245 233H243ZM11 233V234H10ZM30 233H32L33 235H30ZM40 235H39V234ZM50 233V232H49ZM56 233V232H55ZM54 233V234H55ZM248 233V234H247ZM38 234V235H37ZM51 234V236H53V238H55L54 236L55 235H52ZM88 234H89V236H88ZM194 234H196V233H194ZM193 234V235H194ZM243 234H244V236L246 237V238H243L244 236H243ZM250 234V235H249ZM259 234H262V235H259ZM11 239H13V238H15L16 239V241H14V240H9L8 238H7V236ZM31 237H33V238H30V236ZM247 235H249L248 237H247ZM254 235H252V236H254ZM5 236V237H4ZM62 236L64 237V238H62ZM88 236V237H87ZM240 236V237H239ZM251 236V237H252ZM20 237V238H19ZM191 237V236H190ZM234 236H232L231 238H233ZM234 237V239H231L230 238V240H233L234 242H236V243H238V244H240L239 243V241L240 240H237V238H235ZM30 238V239H29ZM52 237H51V240L53 239ZM59 238V239H58ZM65 238H67V240L65 239ZM186 238V237H185ZM192 239H194L195 237H191ZM198 238V237H197ZM197 238H196V240H197ZM8 239V240H7ZM25 239V240H24ZM60 239L62 240V241H60ZM74 240V242H73V240ZM107 239L105 240V241H107ZM109 239H111V240H109ZM113 239V240H112ZM116 239V240H115ZM124 239V240H123ZM184 239V238H183ZM187 240L186 241H189V240H191L192 241V239H188V237L186 238ZM250 239V238H249ZM248 239V240H249ZM21 240V241H20ZM49 240V239H48ZM47 240V241H48ZM53 240H55V239H53ZM195 240V239H194ZM193 240V242H195ZM229 240V242H231ZM248 240L246 239V241H244V243L246 244V246H244L243 245V243L241 242V244L243 245V247H244V249H243V247H242V245H240V248L242 247V249H240V251L242 250L243 252V254H244V252H245V255L244 256H246L247 258H250L251 257V255L250 254H253L252 255V257L251 258H253V259H255V258H257V254H259L258 252H260V251H258V249H259V245H261V243L263 242H261L260 244H259V242L261 241H259L258 242V244L259 245H257V241L256 242H254V240H252L251 242L253 243L254 242V244L252 245L251 243H249L248 242ZM264 240V239H263ZM12 242L13 243V241H14V244L13 245H11V246H14V248H16L15 247V244H16V246H17V248H19V249H14V250H12L11 248L12 247H10V249H9V247L7 246V244H5L6 242L8 243V242ZM30 241V242H29ZM37 241H39L38 243H37ZM76 241V242H75ZM82 241V242H81ZM117 241V242H116ZM154 241H159L160 243H162V240L160 241V240H155V239H153V242ZM191 241H189V242H191ZM33 242V243H32ZM52 242V241H51ZM60 242V243H59ZM81 242V243H80ZM111 242H113V243H111ZM193 242H191L192 244H193ZM229 242H227V243H229ZM58 243V244H57ZM124 243V244H123ZM225 243H222V245L223 244H225ZM226 243V244H227ZM255 243H256V246H255ZM30 244V245H29ZM57 244V245H56ZM77 244V245H76ZM248 244V245H247ZM250 244V245H249ZM9 245V244H8ZM70 245V246H69ZM89 245V246H88ZM112 245H110V248H111V246ZM234 246V251H233V253H234V255H233V253L231 252V254L232 255H230V253H228V255L227 256H229L231 259H232V257L234 256V261H233V259L231 260L232 262H233V264H234V262L235 261H238L240 264H245L246 262V264H250V261H246V260H244V256L243 255H241L240 254V251H239V253L237 254V255H235V252L237 251V249H236V245L235 244H233V242L230 244H227V245H225V246H228V247H230V246ZM22 248H21V247ZM238 246V245H237ZM250 248H249V247ZM261 246H263L262 247V252H261V255L259 256V258H257V259H259V261H260V259H261V261L263 262V264H264V255L262 254V253H264V243L261 245ZM3 247V248H2ZM23 247H24V249H23ZM217 248H221L220 246H216ZM216 247H214V248H216ZM258 247V248H257ZM8 248V249H7ZM30 248V249H29ZM36 248V249H35ZM46 248V247H45ZM216 248V249H217ZM223 248V247H222ZM238 248V247H237ZM22 249V250H21ZM89 249H92L91 251H89ZM215 249V250H216ZM231 249H233V247L231 248ZM230 249V250H231ZM248 249L250 250L249 252H248ZM2 250V251H1ZM89 251V252H86V251ZM116 250V249H115ZM119 250V249H118ZM218 251H219V249H217ZM220 250H222V249H220ZM244 250H247V251H244ZM261 250V249H260ZM75 251V252H74ZM132 251V253L134 252L133 250H131ZM237 251V252H238ZM253 251V252H252ZM36 254H35V253ZM77 252V253H76ZM3 253V254H2ZM15 253V254H14ZM16 253H17V255H16ZM129 252H127L125 255L122 253V255L121 254H118V255H116L119 259L120 258H124V256H125V262H127V259H129V258H131V252H130V254H128ZM34 254V257H31L32 255ZM56 254H57V256H56ZM55 254V256H56V258L54 257H52L51 259L53 260V262L54 263H56L55 261L57 260V263L56 264H63L62 263V261L61 260H63L64 259V257L63 256H61L62 254H60L58 251H57V253ZM84 254V255H85ZM240 254V255H239ZM247 254V255H246ZM256 254V255H255ZM17 256V258H15V257H13V256ZM27 255V256H26ZM39 255V256H38ZM40 255H41V257H40ZM71 255H72V257H71ZM114 255V257H115V259H118L116 256ZM255 255V256H254ZM263 255V256H262ZM29 256V257H28ZM122 256V257H121ZM241 257V259L243 260V261H241L240 262V260L238 259V257ZM28 257V258H27ZM89 257V256H88ZM89 257V258H90ZM114 257H113V260H114ZM126 257H128L127 259H126ZM243 257V258H242ZM4 258V259H3ZM13 258V259H12ZM29 258H30V260H29ZM39 258V259H38ZM45 258V259H44ZM250 258V259H251ZM17 259V260H16ZM50 259V258H49ZM48 259V260H49ZM51 259L49 260V262H52L51 261ZM116 260V262H115V260H114V262H113V260H111L110 261V259H109V261H110V263L111 264H119V262H120V260ZM37 260V261H36ZM55 260V261H54ZM74 260V259H73ZM124 260V259H123ZM15 261V262H14ZM19 261H20V263H19ZM31 261V263H29V262ZM39 261V262H38ZM77 261V260H76ZM75 260H74V262L75 263H73V261L71 262L72 264H77V262H76ZM87 261V260H86ZM119 261V262H118ZM122 261V260H121ZM246 261V262H245ZM254 261L255 260H253V263H254ZM44 262V263H43ZM52 262V263H53ZM78 262H81V261H78ZM113 262V263H112ZM124 261H122L121 262V264H124L125 263ZM238 262H236V264H239ZM245 262V263H244ZM53 263V264H54ZM70 263V264H71ZM200 263H204L203 261H201ZM231 262L229 261L228 262V264H230ZM252 263V259H251V264H253ZM80 264H82V263H80ZM109 264V263H108ZM125 264H127V263H125ZM162 264H164V262H162ZM255 264V263H254ZM257 264H262V263H258L257 262Z\"/></svg>", "mask_w": 264, "mask_h": 264}, {"label": "bare ground", "instance_id": "2", "mask_svg": "<svg viewBox=\"0 0 264 264\" xmlns=\"http://www.w3.org/2000/svg\"><path fill=\"white\" fill-rule=\"evenodd\" d=\"M3 1H6V0H3ZM2 0H0V6L1 7H3L2 6V3L1 2H3ZM16 1V0H15ZM18 1V4H16V3H14V5H12L11 7H8L9 6V4H7V8H10V9H6V6H5V8H3L1 11H0V31L2 32V31H4V32H2V35H1V33H0V54L2 53V52H4V53H6L5 55H6V57H5V55H4V53H3V59H4V61L3 60H0V99H3L1 102H0V107H2L1 105L3 104V106H5L4 104L5 103H9L8 101L10 100V98H13V99H15L16 100V97L13 95L14 93L13 92H15V90L20 86V85H27V86H29L30 87V85H29V83L31 84V81L33 80V77H34V75H35V72H37V71H39L38 69L40 68V64H41V62H42V60H40V62L38 61V62H35V61H33V60H31L29 57L34 53V52H36V48L37 47H35V45L34 44H32V43H36L37 42V39H42L41 38V33H42V31L39 33L38 31H40L41 30V25H40V23H42L41 21L40 22H38L39 20L37 19L39 16H40V14H43V13H41V12H43L44 11V14H46V7H48V6H46V5H43L44 3H45V1L46 0H43L44 1V3H40L39 2V4L41 5L42 4V6H43V8L45 9H43V11L42 10H40V8H42V6H40V8L39 7H37V9H36V12L37 13H35V11H33L34 13L31 15V16H36V17H31V19H30V15H29V11H30V9H28V8H31V6L29 7V5H31V3L32 2H36V0H23L22 2H21V0H17ZM27 1H30V4L28 5V7L26 6L27 5ZM32 1V2H31ZM40 1V0H39ZM42 1V0H41ZM54 1V0H53ZM57 1V0H56ZM67 1V0H66ZM65 0H60V4H61V2H65L66 4L68 3V1H69V3H70V0H68L67 2H66ZM76 0H74L73 2H75ZM78 1V0H77ZM80 1V0H79ZM77 2L76 3V5H78L79 6V4H81L80 2ZM85 1V0H84ZM87 1V0H86ZM90 1V0H89ZM109 1H111V0H109ZM113 1V0H112ZM123 0H121V2H122ZM134 1V0H133ZM148 1V0H147ZM161 1V0H160ZM201 1H203V0H201ZM223 1V0H222ZM227 1V0H226ZM229 1V3H227V5H225L226 3H224V5L226 6H222L221 4H223V3H221V4H216L217 2H219V0L215 3L216 4V7H214L213 6V4H212V9L211 10H213V9H216V8H220V5L222 6V7H225V8H222L223 10H227V6H228V4H230L231 3V0H228ZM239 1V0H238ZM263 1V0H262ZM19 2H21V6H22V3H25L26 5L24 6L25 8L24 9H26L25 11H24V9H22V7H20L22 10H20V8H18V6H15V5H19L20 6V4H19ZM94 1H92V3H93ZM95 2H97V1H95ZM103 2V1H102ZM105 2V1H104ZM119 2V1H118ZM137 2V1H136ZM159 2V1H158ZM173 2V1H172ZM196 2V1H195ZM194 2V3H195ZM224 2V1H223ZM250 2H252L251 4L252 5H254V4H257V5H259L257 2V0H254V2L252 1V0H241V1H239V3L238 4H242V3H244V4H247V5H249L250 4ZM256 2V3H255ZM11 3V2H10ZM57 2H55V4H56ZM83 4L85 3V2H82ZM109 3V2H108ZM160 4H158L157 3V5H161V3H163V2H159ZM170 3H171V1L169 2V0L168 1H165L164 3H163V5L164 6H169L170 5ZM203 3H204V1H203ZM206 4H207V6H210V3H209V5H208V2H205ZM220 3V2H219ZM60 4H58V5H60ZM64 4V3H63ZM62 4V5H63ZM106 4V3H105ZM110 4V3H109ZM120 3H118V5H119ZM197 4V3H196ZM200 7H199V2H198V9L195 7V6H193L194 8H196L197 10H200V8H201V14H202V9H205V7L204 6H206L205 4H202L201 2H200ZM238 4H236V5H238ZM262 4V3H261ZM33 5V4H32ZM70 5V4H69ZM72 5H75V4H71V6ZM153 5V4H152ZM157 5H153V7H155V6H157ZM204 5V6H203ZM217 5H219L218 7H217ZM234 5V4H233ZM233 5H230V6H233ZM246 5V6H247ZM263 6H264V4H262ZM262 5H259L260 7H255L254 9L252 8L251 10H254V12L255 13H252V15H253V18L250 16V18L252 19V24L253 25H255V26H252V28L253 29H255V31H256V29H258L259 30V28L261 29L260 31H257L258 32V34H260L262 37H264V13L262 12L264 9L262 8L263 6ZM14 6V7H13ZM36 6H37V4H36ZM35 6V7H36ZM39 6V5H38ZM45 6V7H44ZM53 6V5H52ZM51 6V7H52ZM66 6V5H65ZM82 6V5H81ZM120 6V5H119ZM118 6V7H119ZM131 6V5H130ZM173 6V5H172ZM202 6V7H201ZM242 6V5H241ZM241 6H239L238 5V7H241ZM245 6V5H244ZM245 6V8L247 9L248 8V6L246 7ZM13 7V8H12ZM33 7V6H32ZM59 7V6H58ZM63 7V6H62ZM80 7V6H79ZM87 7V6H86ZM107 7V6H106ZM137 7H139V6H137ZM192 7V8H193ZM14 8L16 9L15 11H16V13H17V15H16V13H15V11H14ZM53 8H55L56 9V6L55 7H53ZM53 8H49L51 11L52 10H54L55 12L57 11V13H56V16H58V15H60L61 16V14H59L60 12H62V10H63V12L64 13H66V11H67V9H65V8H67V6L66 7H64L63 9L61 8H59V9H57V10H55V9H53ZM72 8H74L73 6H72ZM72 8H70L69 7V9H72ZM116 8V7H115ZM121 8V7H120ZM119 8V9H120ZM133 8V9H132ZM165 8V7H164ZM181 8V7H180ZM185 7H183V9H184ZM189 8V7H188ZM188 8L186 9V11L187 12H189V10H188ZM193 8V9H194ZM232 8L233 7H231L230 8V10H232ZM237 8V7H236ZM245 8H241V10L242 11H245L243 14H242V16L243 15H245V13H246V11L248 10H246ZM259 8H262L263 10L262 11H259V10H257V9H259ZM48 9V8H47ZM49 9L47 10V12L49 11ZM75 9H76V6H75ZM74 9V10H75ZM79 9V8H78ZM86 9V8H85ZM97 9V8H96ZM145 9V8H144ZM143 9V10H144ZM151 9V8H150ZM174 9V8H173ZM190 9V8H189ZM193 9H192V11H193ZM196 9H194V11L193 12H195L196 11ZM38 10H39V12H38ZM59 10V11H58ZM66 10V11H65ZM81 10L82 11H84V7L83 8H81ZM80 10V11H81ZM107 10H109L108 8H107ZM132 10H134V7H130V9L128 8V12H127V16H126V18L129 16V14H131V12H132ZM164 10V9H163ZM178 10H179V8H178ZM181 10H182V8L180 9V12H181ZM206 11H207V9H205ZM204 10V11H205ZM208 10H210V8L208 9ZM222 10V11H223ZM28 11V12H27ZM51 11H49V13L51 12ZM115 10L113 9V12H114ZM116 11H117V9H116ZM149 11V13H150V10H148ZM147 11V12H148ZM159 11V10H158ZM157 11V12H158ZM176 11V10H175ZM182 11H184V10H182ZM200 11H198L199 13H200ZM220 11V14H223L224 12H226L227 14H228V11H224L223 13H221L222 11L221 10H219ZM236 11V10H235ZM18 12H20L19 14H18ZM25 12V15H26V13L29 15V17H28V20H29V22L31 23V24H29L28 23V20L26 19L27 17H25V18H23V17H20V15H21V13H22V15H23V13ZM59 12V13H58ZM62 12V14H64ZM73 12V11H72ZM77 12V11H76ZM107 12V11H106ZM109 12V11H108ZM209 12V11H208ZM213 11H211V13H212ZM215 12V11H214ZM216 12H218V10L216 11ZM215 12V13H216ZM233 12V11H232ZM238 12V11H237ZM248 12V11H247ZM252 12V11H251ZM250 12V13H251ZM260 12V13H259ZM30 13H31V11H30ZM52 13H53V11H52ZM69 13H71V12H69ZM97 13V12H96ZM111 12H109V14H110ZM144 13V12H143ZM143 13H142V15H143ZM146 13V12H145ZM144 13V14H145ZM156 13V12H155ZM165 13H166V11H165ZM168 13H170V12H168ZM196 14H198L197 12H195ZM207 13V12H206ZM210 13V12H209ZM215 13H213V15L215 14ZM239 13H240V10H239ZM39 14V15H38ZM67 14H68V12H67ZM67 14H65V15H67ZM76 14H78V12L76 13ZM105 14V13H104ZM108 14V13H107ZM108 14V15H109ZM115 14V13H114ZM185 15H186V13H184ZM218 14H219V12H218ZM217 14V15H218ZM219 14V15H220ZM227 14H225L226 16H228ZM16 15V16H15ZM50 15V14H49ZM53 15H54V13H53ZM65 15H63V16H65ZM95 15V17H96V14H93V16ZM179 15V14H178ZM203 16L205 15V14H202ZM202 15H201V17H202ZM210 15V14H209ZM209 15H207V16H209ZM225 15L223 14L220 18H222V20H219V18H218V20L217 21H219L218 22V29H232L233 27H232V25L233 24H235L234 25V27L235 28H233V30L237 33V35L238 36H240V34H242L244 31H240L239 29H240V26H239V23L240 22H243V21H239V22H237V23H235V22H232V19L228 16V18H230L231 20H229V21H231V23L229 22H226V17H225ZM232 15V14H231ZM20 17L18 20L17 19H15L14 20V17ZM27 16V15H26ZM55 16V15H54ZM55 16V17H56ZM69 16L71 17L72 16V13L71 14H69ZM79 16V15H78ZM104 16H106V15H104ZM116 16V15H115ZM133 16V15H132ZM141 16V15H140ZM144 16V15H143ZM187 16H188V14H187ZM192 16V15H191ZM249 16H247L248 18H249ZM17 17V18H18ZM54 17V18H55ZM66 17V16H65ZM73 17V16H72ZM84 16H82V18H83ZM94 17V18H95ZM110 17V16H109ZM112 17H114V16H112ZM212 17H214V16H211V18ZM232 17V16H231ZM40 18L41 19H45V18H43V16L41 15L40 16ZM52 18V17H51ZM56 18H58V17H56ZM67 18H69L68 16H67ZM66 18V21L68 20ZM74 18V17H73ZM73 18H69V21H71V20H73ZM76 18V17H75ZM81 18V19H82ZM116 18V17H115ZM114 18V19H115ZM125 17L123 18V19H126ZM142 18V16L140 17V18H136L135 16H134V18L133 19H130L131 21L129 22V21H127V24L126 25H121V27H120V32H121V29H123V30H125L124 28H126V27H128V25L130 26L132 23H133V20H135V22L133 23L134 24V26H136L135 25V23H136V21L137 22H139L140 20H142L141 19ZM197 18V17H196ZM199 18V17H198ZM228 18H227V21H228ZM46 19H48V18H46ZM64 20V17H62L61 19H59V20ZM92 19V18H91ZM102 19V18H101ZM128 19H129V17H128ZM138 19V20H137ZM187 19H189V21H188V23H191L190 22V18H187ZM245 19V18H244ZM25 20H27V25H25V24H23V22H25ZM49 20V19H48ZM59 20H57V22L59 21ZM76 20H79L78 19V17H77V19ZM88 21L89 20V22H91L92 20H90V18L88 19V20H86V18L84 17L81 21H80V24H79V26L82 24H85V22L84 21ZM96 20V19H95ZM103 20H104V18H103ZM176 20V19H175ZM198 20V19H197ZM202 20V19H201ZM37 21V22H36ZM50 21H52V19L50 20ZM116 21H117V19H116ZM125 21V20H124ZM143 21V20H142ZM140 22V24L142 23V24H144V22ZM144 21H146V20H144ZM186 21V20H185ZM225 21V22H224ZM234 21V20H233ZM248 21H250V20H248ZM20 22V24H18ZM82 22V23H81ZM89 22H87V23H89ZM212 22V21H211ZM43 23H46V22H43ZM69 23H71V22H69ZM72 23H74L73 21H72ZM96 23V22H95ZM104 23V22H103ZM120 23V22H119ZM180 23V22H179ZM197 23V22H196ZM220 23V24H219ZM233 23V24H232ZM21 24L24 26H21ZM29 24V25H28ZM37 24H38V26H39V28H38V26H37ZM47 24H48V22H47ZM46 24V25H47ZM89 24H91V23H89ZM98 24V23H97ZM96 24V25H97ZM125 24V23H124ZM142 24L140 25V27L138 26V28L137 29H142V31H143V29H144V27H146L145 26V24H144V27L142 26ZM212 24V23H211ZM216 24V23H215ZM249 24H251V21L249 22ZM61 25H64V24H61ZM72 25V24H71ZM87 25V24H86ZM183 25V24H182ZM206 25V24H205ZM240 25H242V24H240ZM45 26V25H44ZM44 26H43V28H44ZM60 26V25H59ZM69 26V25H68ZM78 26V25H77ZM94 26V25H93ZM98 26V25H97ZM96 26V27H97ZM180 26V25H179ZM187 26H188V24H187ZM216 26V27H217ZM23 27V28H22ZM63 27V26H62ZM87 27V26H86ZM90 27V26H89ZM131 27V26H130ZM137 27V26H136ZM143 27V28H142ZM205 27V26H204ZM224 27V28H223ZM31 29L32 30V35H33V37H34V34H36V41H34L33 42V37H32V35L31 36H28L27 34H30L29 33V31L30 30H28V29ZM42 28V29H43ZM67 28V27H66ZM112 28V27H111ZM180 28V27H179ZM182 28V27H181ZM180 28V29H181ZM2 29V30H1ZM20 29H24V30H20ZM39 29V30H38ZM46 29H47V27H46ZM56 29V30H55ZM96 29V28H95ZM136 29V30H137ZM139 29V30H140ZM206 29V28H205ZM236 29V30H235ZM38 30V31H37ZM44 30H45V28H44ZM43 30V31H44ZM47 30H49V27H48V29ZM51 30H54L56 33H59L60 35H63L64 34V32H66L67 31V29L65 30V28H63V29H58L57 28V26H56V28L54 27L53 29H51ZM58 30V31H57ZM80 30V29H79ZM135 30V29H134ZM133 30V31H134ZM136 30H135V32H136ZM145 30H147V29H145ZM183 30V29H182ZM195 31H197L198 32V28H197V30L196 29H194ZM201 30V29H200ZM20 31V32H19ZM22 31V32H21ZM53 31V32H54ZM81 31V30H80ZM116 31H118V30H116ZM208 31H211V29L209 30L208 29ZM218 31V30H217ZM17 32H19V33H17ZM33 32H34V34H33ZM38 32V33H37ZM54 32V33H55ZM68 32V31H67ZM70 32V31H69ZM79 32V31H78ZM84 32H85V29H84ZM91 32V31H90ZM103 32V31H102ZM124 32H126V31H124ZM141 32V31H140ZM179 32V31H178ZM183 32V31H182ZM191 32V31H190ZM246 32V31H245ZM244 32V33H245ZM249 32V31H248ZM47 33H49V31L47 32ZM51 33V32H50ZM49 33V34H50ZM81 33H82V31H81ZM86 33V32H85ZM129 34H130V32H128ZM137 33H138V31H137ZM146 32L144 31V33H143V35L145 36L146 34H145ZM150 33V32H149ZM193 33V32H192ZM213 33V32H212ZM218 33V32H217ZM243 33V34H244ZM3 34L5 35L4 37H3ZM26 34V36H25V38H24V40L22 39L24 36L23 35H25ZM66 34V33H65ZM69 34V33H68ZM97 34V33H96ZM101 34V33H100ZM118 34V33H117ZM121 34H123V35H125V38H127L126 37V33H122L121 32ZM132 34V33H131ZM201 33H197V35H198V37H199V35H200ZM206 34V33H205ZM204 34V35H205ZM208 34V33H207ZM222 34V33H221ZM220 34V35H221ZM224 34V33H223ZM229 34V33H228ZM254 34V33H253ZM38 35V36H37ZM56 35V34H55ZM73 35V34H72ZM81 35V34H80ZM83 33H82V35H81V37H79V40H78V42L80 43V41H83L84 39H83ZM155 35V34H154ZM183 35H185V34H183ZM181 36L182 38L184 37L185 38V42L186 43H188V40H186L188 37L186 36ZM209 35V34H208ZM213 35H215V34H213ZM259 35V36H260ZM47 36H48V34H47ZM52 36V35H51ZM69 36V35H68ZM76 36V35H75ZM217 36V35H216ZM223 36V35H222ZM255 36H256V34H255ZM3 37V38H2ZM44 37V36H43ZM49 37V36H48ZM134 38H136V39H134L136 42H132L133 40H130V39H128L127 38V40L128 41H130V43L132 42V43H134L135 45L137 44V43H139V41H141V38H140V36L137 38L136 37V34H134V36H133ZM180 37V38H181ZM195 37V36H194ZM206 37H208V36H204L203 38H199L203 43H202V45L204 44V45H206L204 48H203V46H202V48L203 49H205V48H208L207 47V45L209 44V38H206ZM210 37V36H209ZM106 38V37H105ZM146 38V37H145ZM155 38V37H154ZM181 38V39H182ZM184 38H183V41H181V42H184ZM189 38H192V37H189ZM188 38V39H189ZM242 38V37H241ZM4 39V40H3ZM50 39V38H49ZM81 39V40H80ZM83 39V40H82ZM107 39V38H106ZM150 39V38H149ZM153 39V38H152ZM180 39V40H181ZM202 39H204V41L202 40ZM213 39V38H212ZM23 40V41H22ZM54 40V39H53ZM58 40V39H57ZM68 40H69V38H68ZM68 40H67V42H68ZM94 41V42H96L97 40L99 41V39H91V40H89V43L91 42V41ZM109 40H110V38H109ZM126 40V43L128 44L127 46H129V43H128V41ZM145 40V39H144ZM192 40V39H191ZM194 40V39H193ZM192 40V41H193ZM244 40V39H243ZM242 40V41H243ZM253 40V39H252ZM61 41H63L64 42V38L63 39H61ZM92 41V42H93ZM207 41H208V43H207ZM219 41V40H218ZM263 41H264V39H263ZM39 42V41H38ZM46 42V41H45ZM44 42V43H45ZM94 42H93V44L91 43V47L93 48V46L95 45L94 44ZM101 42V41H100ZM116 42V41H115ZM121 41H119L118 42V44H122V43H120ZM123 42V41H122ZM191 42V41H190ZM189 42V43H190ZM224 42V41H223ZM249 42V41H248ZM70 44H71V42H69ZM77 43V42H76ZM83 43H84V41H83ZM86 43V42H85ZM158 44H159V42H157ZM156 43V44H157ZM192 44H193V42H191ZM207 43V44H206ZM244 43V42H243ZM264 43V42H263ZM40 44L41 45H39V47H41L42 46V42H40ZM69 44V45H70ZM73 44H74V42H73ZM80 44H82V42L80 43ZM97 44H99V43H97ZM113 44V42L112 43H110V45H112ZM116 44V43H115ZM124 44V43H123ZM185 44V43H184ZM246 44H248V43H246ZM47 45V44H46ZM55 45V44H54ZM88 46H89V44H87ZM105 45V44H104ZM139 45V47H140V43L138 44ZM143 45H144V43H143ZM154 45V44H153ZM191 45V44H190ZM210 45H211V43H210ZM219 45V44H218ZM224 45V44H223ZM233 45H234V43H233ZM237 46H238V44H236ZM6 46V47H5ZM36 46H38V45H36ZM48 46V45H47ZM49 46H51V45H49ZM245 46V45H244ZM44 47H46V46H44ZM56 47V46H55ZM66 47V46H65ZM80 47H81V45H80ZM90 47V46H89ZM89 47H88V49H89ZM99 47V46H98ZM129 47H131V46H129ZM187 47H188V45H187ZM192 47V46H191ZM213 47V46H212ZM218 47V46H217ZM236 47V46H235ZM234 47V48H235ZM6 48V49H5ZM25 48H29V53L28 52H26V53H28L27 55L24 53V55L25 56H23V54H22V56H21V54L19 53V52H21L22 50H24ZM43 48V47H42ZM59 48V47H58ZM94 48H97V45L96 46H94ZM107 48V47H106ZM124 48V47H123ZM141 48V47H140ZM139 48V49H140ZM193 48V47H192ZM220 48V47H219ZM239 49V47H236V49ZM244 48H246V47H244ZM2 49V50H1ZM36 49V50H35ZM55 49V48H54ZM74 49V48H73ZM79 49H81V48H79ZM85 49V48H84ZM120 49H122V48H120ZM125 49V48H124ZM134 49H135V46H134V48H133V51L131 52V54H133V52L134 53H136V54H134V55H140V53L138 52H135L134 51ZM143 49H144V47H143ZM188 49V48H187ZM67 50V49H66ZM76 50V49H75ZM74 50V51H75ZM92 51L91 52H93V51H95L96 52V50H93V49H91ZM117 50H119V49H117ZM123 50V49H122ZM157 50V49H156ZM189 50V49H188ZM235 50V49H234ZM244 50V49H243ZM27 51V50H26ZM77 51H79V50H77ZM80 51H83V49L82 50H80ZM86 51H90V49L89 50H87L86 49ZM180 51H182V50H180ZM191 51V50H190ZM203 51V50H202ZM206 51H208L209 52V49H205V51L204 52H206ZM233 51V50H232ZM238 51V50H237ZM24 52H25V50H24ZM67 52V54L69 53V51H66ZM85 51H83V53H84ZM99 52V51H98ZM98 52H97V54H98ZM107 53L108 52V50L106 49V51H105V47H104V53ZM114 52V51H113ZM112 52V53H113ZM116 52V51H115ZM140 52H141V50H140ZM152 52V51H151ZM151 52L150 53H147V54H151ZM154 52V51H153ZM187 52V51H186ZM234 52V51H233ZM240 52V51H239ZM244 52V51H243ZM13 53H16V54H14V55H12ZM109 53H110V51H109ZM142 53V52H141ZM207 53V52H206ZM18 54H20V57H18ZM66 54V53H65ZM70 54V53H69ZM96 54V55H97ZM108 54V53H107ZM115 54V53H114ZM158 54H165V52L162 50V51H160V52H158ZM183 54H185V53H183ZM195 54V53H194ZM205 54V53H204ZM208 54H211V53H207V55ZM233 54V53H232ZM244 54V53H243ZM242 54V55H243ZM2 55V54H1ZM12 55V56H11ZM37 55H38V53H37ZM53 55H56L55 53H53ZM52 55V56H53ZM71 55V54H70ZM83 56H85V54H82ZM99 55V54H98ZM165 55H167V53L165 54ZM236 55V54H235ZM78 56V55H77ZM114 56V55H113ZM113 56H111V57H113ZM145 56V58L147 57V55H144ZM150 56V55H149ZM148 56V57H149ZM162 56V55H161ZM160 56V57H161ZM211 56V55H210ZM217 56V55H216ZM233 56V55H232ZM231 56V57H232ZM6 59H5V58ZM9 57H11V58H9ZM14 57H16V58H19V60L18 59H14ZM75 57V56H74ZM89 57V56H88ZM87 56H85V59H87V60H91V59H89ZM99 57V56H98ZM137 57H139V56H137ZM136 57V58H137ZM153 56H150L149 58V63H151L152 62V60H153V58H152ZM171 57H172V55H171ZM227 57V56H226ZM235 57V56H234ZM241 57V56H240ZM7 58H9V59H7ZM76 58V57H75ZM74 58V59H75ZM104 57H101V59H103ZM110 57H108V60H110L109 59ZM116 58V57H115ZM156 58V57H155ZM154 58V59H155ZM166 58V56H164V59ZM192 58V57H191ZM194 58V57H193ZM214 57H212V59H213ZM230 58V56L228 57V59ZM239 58V57H238ZM238 58L236 59V60H238ZM242 58V57H241ZM246 58V57H245ZM1 59V58H0ZM99 59H100V57H99ZM106 59H107V57H106ZM144 59V58H143ZM142 59V60H143ZM147 59V58H146ZM145 59V60H146ZM207 59V58H206ZM216 59V58H215ZM16 61V60H18L19 62H16V63H13V61ZM93 60V59H92ZM158 60V59H157ZM200 60V59H199ZM211 60V59H210ZM234 60V59H233ZM242 60V59H241ZM14 61V62H15ZM74 61V60H73ZM80 61V60H79ZM82 61V60H81ZM84 61V60H83ZM147 61V60H146ZM161 61V60H160ZM162 61H164V60H162ZM161 61V62H162ZM212 61V60H211ZM215 61V60H214ZM217 61V60H216ZM240 61V60H239ZM51 62V61H50ZM63 62H65V60L63 61ZM111 62V61H110ZM112 62H114L115 63V60L112 58ZM137 62H138V60H137ZM159 62V61H158ZM158 62L155 64L154 63V70L156 69V66H157V70L159 69V71L161 70L159 67H161L162 68V63L160 62V64L159 65H157L158 64ZM187 62V61H186ZM199 62V61H198ZM74 63V62H73ZM200 63V62H199ZM212 63V62H211ZM228 63V62H227ZM233 62H231V64H232ZM240 63V62H239ZM246 63V62H245ZM67 64V63H66ZM86 64H87V62H86ZM113 64V63H112ZM136 64V63H135ZM138 64H139V62H138ZM140 64H141V62H140ZM162 64V65H161ZM233 64H235V62L233 63ZM7 65H9V66H7ZM69 65V67H70V65L72 66V64H68ZM150 65V64H149ZM152 65H153V63H152ZM161 65V66H160ZM210 65V64H209ZM159 66V67H158ZM163 66H165V63H164V65ZM171 66V65H170ZM201 66V65H200ZM244 66L245 67H247L245 64H244ZM127 67V66H126ZM141 67H142V64H141ZM145 67V65L142 67V69ZM148 67V66H147ZM169 67V66H168ZM213 67V66H212ZM240 67H242V66H240ZM76 68V67H75ZM134 68V67H133ZM139 68V67H138ZM166 68V67H165ZM173 68V67H172ZM178 68V67H177ZM184 68V67H183ZM182 68V69H183ZM189 68V67H188ZM244 68V67H243ZM243 68H242V70H243ZM254 68V67H253ZM126 69V68H125ZM151 69H153V67L151 68ZM151 69H149V70H151ZM164 69V68H163ZM204 69H206L207 70V67L206 68H204ZM257 69V68H256ZM12 71V73H11V71ZM52 70V69H51ZM50 70V71H51ZM154 70H152L153 72H154ZM168 70V69H167ZM167 70H166V73H167ZM172 69H169L168 70V73H170L169 71H171ZM191 70V69H190ZM205 70V71H206ZM259 70V69H258ZM14 71V72H13ZM42 71V70H41ZM63 71V70H62ZM173 71V70H172ZM201 71V70H200ZM10 72V74H8ZM65 72H68V71H65ZM204 72V71H203ZM229 72V71H228ZM253 72V71H252ZM14 73V77L16 78V81L17 82H14L15 81V79L12 81L11 80V78L12 77H10L11 76V74H13ZM157 73V72H156ZM172 73V72H171ZM191 73H192V71H191ZM240 73V72H239ZM257 73V72H256ZM44 74V73H43ZM203 74V73H202ZM204 74H205V72H204ZM207 74V73H206ZM9 75V76H8ZM111 75V74H110ZM149 75V74H148ZM163 75V74H162ZM169 75V74H168ZM13 76V75H12ZM68 75H67V73H66V75L65 76H63L62 78H64L63 80H67V79H65L66 77H67ZM83 76V75H82ZM96 76V75H95ZM109 76V75H108ZM112 76H115L113 73H112ZM150 76V75H149ZM164 76V75H163ZM167 76V75H166ZM186 76V75H185ZM189 76H192V74L190 75H188V77ZM193 76H194V74H193ZM192 76V77H193ZM84 77V76H83ZM91 77V76H90ZM100 77V76H99ZM99 77H97L98 79H100ZM158 77V76H157ZM168 77V76H167ZM170 77H172V76H170ZM169 77V78H170ZM195 77V76H194ZM213 77V76H212ZM253 78H254V76H252ZM37 78H39V77H37ZM58 78H59V76H58ZM71 78H72V76H71ZM70 78V79H71ZM113 78V77H112ZM124 78V77H123ZM184 78H186V77H184ZM35 79H36V77H35ZM40 79V78H39ZM69 79V78H68ZM73 79V78H72ZM89 79V78H88ZM109 79V78H108ZM137 78H135V80H136ZM161 79V78H160ZM171 79H173V78H171ZM204 79V78H203ZM213 79V78H212ZM42 80V79H41ZM91 80V79H90ZM101 80H103V79H101ZM106 80V79H105ZM126 80H127V84H131V85H129L130 86V88L132 89V87H134L133 86V83H134V81L132 80V79H127L126 78ZM162 80V79H161ZM182 80V79H181ZM188 80H190V79H188ZM194 80V79H193ZM208 80V79H207ZM250 80V79H249ZM36 81H38V80H35L34 82H36ZM56 81H57V79H56ZM109 81H111V83L114 81L113 79L111 80V78H110V80ZM130 83H129V82ZM133 81V82H132ZM137 81H138V79H137ZM195 81V80H194ZM196 81H197V83H198V80L196 79ZM201 80L199 79V82H200ZM210 81V80H209ZM213 81V80H212ZM224 81V80H223ZM58 82H59V80H58ZM58 82L57 83H55V84H58ZM86 82V81H85ZM98 82V81H97ZM97 82H94V81H92V82H89L88 83V85L90 86V88H89V86L87 87V82L86 83H84V85H85V88L83 89V86H81V89H83V91L86 89H95V87H98V84L95 86V83H97ZM102 82V81H101ZM101 82H99L100 83V86H102V87H98V88H96V90H100L101 88V90H103V91H105L104 89H105V83H104V87H103V85H101ZM103 82H104V80H103ZM105 82H107L108 83V81H105ZM124 82H125V79H123V80H120L119 79V82L117 83V86H116V88H112L111 87V89H109V88H107V91L109 92V93H107L106 91V94H108V95H106L105 94V98H104V93H103V91H101L102 93H103V97H101V98H104L105 99V101H106V98L108 97V101H109V98H110V100L112 99L110 96H112V95H110V94H113V96L114 95H116L117 97L115 98V100L113 101V99L110 101V102H108V101H106V102H108V103H105V102H101V103H103V104H105L104 106H103V104L102 105H97L96 107H97V110H96V112L94 113V115H92L91 116V114H89L88 112H89V110H91V105L89 106V108L87 107V105L85 106V107H87L88 108V110H87V112H86V109L84 110L81 106H78L77 107V109H73V113H74V115H77L76 116V119L74 120V122L76 121V125H75V129L74 128H72V130H73V132H74V135L72 136V134H70L69 133V131L71 130H69L68 131V126L70 127V123H68V121H71L72 123H73V119L75 118H70L69 120H66L67 122L66 123H68V125H64L65 127H67L66 129H64V130H61V134H59V137H61L64 141V143H67V145H68V143H69V145H70V140L71 141H73V140H75V141H73L72 143H76V145L77 146H79L78 147V149L76 150V148L73 150V152L74 153H72L71 155H73V154H75V153H77V154H75L76 156H78L77 158L76 157H74V161H71V162H74V164H73V166L74 167H77V166H79V162H82V160H83V163L86 161V159H85V155H84V152H83V155H81V154H78V151H79V148H80V145H84V143L86 142V143H88L86 140L87 139H90V137H87V134H88V136H90L91 134L94 136V134L96 135V129H100L101 128V130L100 131H105V130H111V132H109L108 131V133L110 134L111 133V137H108L107 136V140L106 141H108V142H110L109 144H108V142H103V143H101L104 147V149H105V153L107 154V155H109V157H110V154H114V155H111V156H114V158H112V160H111V158H109V157H107L106 155H104V156H106L105 157V160L107 159V161H106V163H105V160H103V162H102V160H101V162H102V165H103V169H100V171L102 170V172L101 173H97V175H95V173H94V175H89L88 173V175L87 174H85V173H81V172H78L77 174H76V172H75V175L76 176H81L82 178L83 177H85V178H81V177H78V178H81L83 181H86L87 179L89 180H92V181H94V184L93 183H91L92 185H100L101 183H102V181H103V185L104 186H108V185H110V183L111 184H113L111 181L112 180H114L113 179V177L115 176L114 174L116 173L117 175L116 176H118V174H119V176H118V178L116 179L115 177V179L116 180H118L119 181V185H122V186H120L119 187V185L117 186H115V187H113V189H114V191L112 190V188L111 189H108L107 190V188L105 189L104 188V186H100L99 187V189H97L98 191L100 190V188L102 187V191L103 192H101L100 194H98L99 192H97V190H94V191H96L97 193L92 197V198H90V200H92L93 202H91L93 205H95V206H97V205H99V207H100V209H95V211L93 212V214H90V212L89 211H91V210H89V209H92V207H94V206H87L86 204L87 203H84V201L82 200V202H80V204H79V202L78 203H73V205H70V206H68V204L69 203H67V202H61L60 201V197L58 196V192L60 193L59 195H62V194H64V196L63 197H65V198H68L69 199V201L70 200H72V199H74V200H78L77 198L78 197H80V196H82L81 194H80V196L78 195V197L76 198V197H74L73 195V198H72V196H69V191H66L65 192V190L67 189V187L68 186H70V187H73V184H72V182L74 181V180H72V182H70L71 180H70V178L68 179V180H66L65 178H66V175H63L64 174V172L62 173V172H60V173H56V175L55 176H52L53 177V179H52V177L50 178L49 176H50V174H49V176H46L45 175V177L44 178H42L41 180L39 179V180H37V182L38 181H40V182H38V184L36 185L35 184V182H34V184H33V180L32 179H30L31 180V182L30 181H28V179H27V183L25 182V181H23L24 180V176H23V172H14L13 173V175H11V173L9 172V170L11 171L12 170V168L13 169H17L18 168V170H20V171H23V170H25L26 168H27V170H29L28 169V167L26 166V164L24 165V166H22L21 167V159H23V161H25V160H27L28 161V159H32V160H34V161H36V154L38 153V151L36 152V147L34 148V151L32 150L31 152H33V153H31V152H29V153H27V151H29V146H30V144L28 143V142H30V143H32L31 145L33 146V145H38L39 146V144H44V146H45V148H48L49 146H51V144H52V146H53V144L55 145L56 144V142L53 140V138H52V136L50 137L49 135H47V132H46V130H49V128H51V129H54L55 127L57 128L59 125H61L62 126V124H64L63 122H62V124H57L58 126H55L54 125V127H52V126H50V124H49V118H47V117H49L47 114H45V112H40V109H42V107L44 108V106H43V104H42V102H33L32 104H31V106L28 108V107H24L25 105H23V104H21L20 106H19V108L20 109H18L19 111L17 112L18 113V116H16L17 117V119H15L16 120V124L15 125H8V126H6L7 127V129H5L4 131L2 130H0L1 132H3V135H4V132H6V134L4 135V147L0 144V151H2L3 153H0V182L1 183H4L5 185H7L8 186V184H7V180H8V178H9V176L11 175L12 176V178H9V179H11V183H10V187L8 186V188H9V191H2L1 190V194H5V195H7V193H9L10 195H11V197L13 198V196H15L14 195V190L16 189V188H18L21 184L20 183H22V181L25 183V184H28V185H31V187H33L34 189V193L31 195L30 194V196H32L30 199H32L33 197H34V199H33V201H31V202H29L30 204L33 202V204H31V210L29 211V212H27L28 210L27 209H29V206L27 207V209H25V211H23V214H24V216L26 215V214H28V216H29V219L27 220V219H25V221L24 222H26V224H25V227L24 228H21V227H19V225L17 224V222H15L16 224H17V226H15V227H17V229L19 228V230H21L22 231V229H24L25 230V228H26V230L25 231H32V232H34V230L35 231H37V230H40V228H41V230L42 231H44L45 229H48L47 231H46V233L44 232V234H47L48 233V235H43L42 237H40V236H38V239L37 240H43V241H40L41 243L43 242V244L44 245H46V246H44V248H43V250H45V256H46V258L47 259H45L44 261H46V263L45 264H53L54 262H53V260L51 259L53 256L56 258V256H57V251L60 253V254H62L61 256H63L64 257V259L63 260H61L62 261V263L63 264H68V259H70V257H68V250H65V251H60V250H58V246H50V244H52V245H55L54 243H56V241H57V239H56V237H57V235L56 234H58V232L60 233V231L62 230V229H60V231H58L57 232V229H56V227H55V229H56V233L54 234H52L51 233V227H52V225L55 223V221L56 220H58V219H60V220H58V221H56V222H59L58 224H60V221L61 220H63V217H65V215L63 216L61 213H65V212H62V210H61V212L60 211H58V208L57 207H59L58 205H60L61 207H62V205L64 206L65 205V203H67V206H65V207H63V209H67V210H65V211H68V215H70L71 214V216H72V214H73V217H75V219L74 220H76V218H78L75 222H74V224H76L75 226H77V227H74L73 225H71V226H73V229L75 228V229H77L78 228V226H79V233H78V235L76 234V239H78L79 238V236H81L80 235V233H86L85 231L83 232V229L80 227L81 225H79V222L78 221H80V222H82L83 220H79V217L80 216H85V214H87L86 216L87 217H89L90 215L93 217H91L92 218V220H94L93 222H95V223H97V226H96V228H94V229H91V235L89 236V234H88V238L89 239H85V238H83L84 236L82 235V237H81V239L83 238V239H85V240H87L89 243L88 244H90L91 242H98L99 244H96L97 245V248H101L100 246H101V242H103V243H107V242H109L108 241V237L110 236V235H112V237H113V235L114 234H116V232H118V227H120L119 226V223H120V221H123L122 219H126L127 217V219H129L130 218V220H131V223L132 224H130L131 226L129 227V225L128 226H126L125 224L122 226L123 228L126 226V227H129L130 228V231H129V228H128V233L126 234V233H124L123 234V232L122 231H126L127 230V228L124 230L122 227H120L119 229H120V232H121V235L123 236L124 235V239L125 238H127L126 240H128L127 241V243L125 244V245H122V240H121V238H122V236L120 237V238H118V239H120V241L119 242H121L120 244H121V246H119V245H117V244H110V245H112L111 246V248H110V245H109V247H108V249L109 250H106V251H102V257L100 256L101 254H99V255H95V257H93V255H92V257H90V255L88 254V255H86L85 253V255L83 254V256H80V257H76V258H74V257H72V255H71V257H72V259H71V261H70V263L73 261V263H75L74 262V260L77 262V264H80V263H82V264H111L110 263V261L111 260H113V257H114V255L116 254V255H118V254H121L122 255V253L124 254H126L127 252H129L128 254H130V252H131V258H129V259H127L128 257H126V259H127V262H125V256H124V258H120L122 261H124L125 263H127V264H162V262H164V264H202V263H200L201 261H203L204 263L203 264H228V262L230 261L231 263L230 264H233V262L231 261L233 258H234V256L232 257V259L229 257V256H227L228 255V253H230V255H232L231 254V252L233 253V251H234V246L232 245V246H230V247H228V246H225V245H227V244H231L232 242H233V244H237L235 247H236V249H237V251L239 250L240 251V249H242V247H243V245L246 243H244V241H246V239L248 240L249 238V240H248V242L249 243H251L252 245L254 244V242H256L257 240H256V238L255 237H257V238H259V236H257V234L259 233V230L260 229H258L259 227L255 224V227H254V225L253 226H251V224H253V223H255V222H257L258 220L256 219V217H258V218H261V217H263V215H264V211H263V208H262V206L264 205V204H262L261 206H259V204H258V207H261L260 208V210L262 211H259L257 208H256V210L258 211V213H256V210H254L255 208H254V206H253V204H255V203H257L258 201H260L259 200V198H261L260 196L262 195L261 193H263V196H264V192L263 191H260L259 192V190H256V189H261L262 188V190H264V181H262V183H258V182H261V181H258L257 183L260 185V187H259V185H256L255 184V190H256V192L258 191L261 195L260 196H258V199H257V197L255 198L254 196H256L255 194H259V193H256V192H254L253 193V191H252V189H251V191H252V193H253V197H252V195H250V197L252 198V199H254V201H255V203H254V201L252 200V199H250L251 200V203L249 204V206L250 207H248V204H246V205H244L246 202H244V201H247L248 202V197H249V195H246L247 193H248V190L250 189V188H252L251 187V185L250 184H252V182L249 184L248 182H247V184H249V186L250 187H245V189L247 188V190H245V193L246 194H244V195H246V200L244 199L245 198V196H244V203L242 204V201L239 203V199H237L238 198V193H239V191L237 192V194H235L236 196H235V198H236V201H234L235 200V198H234V194H233V197H232V193L233 192H235L236 191V189H237V187H236V189H235V191H233L232 192V190H231V188H232V186H230V185H228V183H226V184H224V182H227V180H228V176H229V172H228V169H224V168H222V169H216V167L215 168H213V167H211V165H213V164H211L210 165V163L212 162V161H214V160H211V162H210V152H213V151H211L212 149H208L207 148V142H209V140L211 141V143L214 141H212V139L214 138V136H213V133L211 134L210 132L208 133V134H210V135H212L213 136V138L211 139L210 137H209V135L206 133V127H205V132H204V129H203V127H202V130H201V128H195L196 130L197 129H199V131L197 132V134L195 135H193V132L194 133H196L194 130L191 132H189L188 130L186 131V132H184V133H182V132H178L177 130H176V127L174 128L173 127V125H171L170 124V127H167V128H165V129H161L159 132H157L156 131V127H155V125L152 123V124H150L151 123V121L149 122V120L147 121L146 120V118H149L150 120H151V118L153 119H155L157 116H158V114H159V110H152V109H150L151 111H149V110H146V108H147V105L149 106V104L151 103L150 101H152V100H150V101H148L147 102V99H146V97L148 98V94H147V91L148 90H144V88H143V90L142 91H139V90H137L136 89V87H135V89H133V91H135V93H136V91H138V92H140V93H138V94H135L133 91H131L130 89H129V86H126V84L124 85ZM160 82V81H159ZM165 82H167V81H165ZM183 82V81H182ZM206 82H208V81H206ZM61 82H59V84H60ZM65 83V82H64ZM137 83H139V82H137ZM196 83V84H197ZM201 83V82H200ZM209 83V82H208ZM213 83V82H212ZM35 84H37V82L35 83ZM58 84V85H59ZM76 84H78V83H76ZM103 84V83H102ZM114 83H112V84H110V85H107V87L109 86H112ZM142 84H143V82H142ZM147 84V83H146ZM176 84H177V82H176ZM31 85H34V83L32 82V84ZM95 87H94V86ZM127 87L128 88V90L129 91H131L129 94H130V98L129 99H131L130 100V102L131 103H136V104H134V106H133V104H131L130 105V107H132L133 109V112L132 113H130V112H128V110H127V107L125 106H123V107H120V106H118V104L120 105V103H119V98L121 99V102H123L122 101V98H127V97H124L125 95H127L128 96V94L127 93H125V94H121V89H125V87ZM135 85V84H134ZM145 85V84H144ZM143 85V87H145ZM155 85V84H154ZM163 85H165L164 83L162 84V86ZM178 85V84H177ZM183 85V84H182ZM201 85V84H200ZM35 86V85H34ZM71 86V85H70ZM92 86H93V88H92ZM171 86V85H170ZM185 86H188V83H187V85H185ZM184 86V87H185ZM211 86V85H210ZM218 86V85H217ZM68 87V86H67ZM158 87V86H157ZM175 87V86H174ZM190 87H193L192 85L190 86ZM197 87V86H196ZM213 87H214V85H213ZM260 87V86H259ZM76 88H78V86H76V85H72L71 87H68V88H65L64 87V89H63V87H62V89H61V86H60V89H61V91H60V93H59V91H57L59 94H61V93H63V94H68L70 97L69 98H66V103L67 102H70V103H72V102H74V99H73V96H75V93H76ZM100 88V89H99ZM104 88V89H103ZM149 88V87H148ZM147 88V89H148ZM153 88H154V86H153ZM159 88V87H158ZM157 88V89H158ZM164 88V87H163ZM166 88V87H165ZM164 88V90H166ZM176 88V87H175ZM175 88H173V89H175ZM179 88H181V87H179ZM198 88V87H197ZM80 89V88H79ZM80 89V90H81ZM156 89V90H157ZM167 89L168 90H171V89H169L168 87H167ZM191 89V88H190ZM207 89V88H206ZM205 89V90H206ZM217 89V88H216ZM90 90H89V96H90ZM161 90H162V88H161ZM179 90V89H178ZM183 90V89H182ZM186 90V89H185ZM204 90V91H205ZM25 91V94L27 93V94H29V92H28V90H26V87H24V90H23V92ZM52 91H54V90H52ZM56 91H54V93L56 92ZM95 91V90H94ZM155 91V90H154ZM171 91H174V90H171ZM200 92H201V87H200V90H199ZM207 91V90H206ZM210 90H208L207 92H209ZM16 92H18V90H16ZM20 92V91H19ZM18 92V93H19ZM97 92V91H96ZM110 92H112V93H110ZM123 92H125V91H123ZM122 92V93H123ZM160 92V91H159ZM163 92V91H162ZM161 92V93H162ZM170 92V91H169ZM168 92V94H171V93H169ZM175 92H176V90H175ZM178 92V91H177ZM195 92V91H194ZM194 92H192L191 94H194ZM166 93V95H167V91L165 92ZM165 93H164V95H165ZM190 93V92H189ZM80 94V93H79ZM83 94V93H82ZM84 94H85V92H84ZM100 94V92L98 93V95ZM123 95V96H121V95ZM160 94V93H159ZM173 94V93H172ZM178 94V93H177ZM180 94H181V92H180ZM201 94H202V92H201ZM204 94V93H203ZM261 94V93H260ZM67 95V96H68ZM93 95H94V93H93ZM101 95V94H100ZM99 95V96H100ZM136 95H138V97L136 96ZM166 95H165V97H166ZM183 95H185V94H183ZM17 96L19 97V94H17ZM62 96V95H61ZM78 96V95H77ZM77 96H75V97H77ZM95 96V95H94ZM167 96H169V95H167ZM175 96V95H174ZM178 96V95H177ZM187 97H188V92H187V95H186ZM189 96L191 97V95L189 94ZM79 97V96H78ZM91 97V96H90ZM115 97V96H114ZM119 97V98H118ZM139 97H141V98H139ZM170 97H172V98H174L172 95H170ZM169 97V98H170ZM178 97H182V95H180V96H178ZM57 98H58V95H57ZM60 98V97H59ZM65 98V97H64ZM81 98V97H80ZM92 98H93V96H92ZM96 98H97V95H96ZM100 98V99H101ZM152 98V97H151ZM162 98V97H161ZM167 99H169L168 97H166ZM176 98V97H175ZM207 98V97H206ZM211 98V97H210ZM52 99H53V97H52ZM87 99V98H86ZM150 99V98H149ZM148 99V100H149ZM153 99V98H152ZM167 99H165V100H167ZM88 100L89 99H87V104H88ZM95 100V97H94V99H93V101ZM97 100H99V99H97ZM178 99L176 98V101H177ZM207 100V99H206ZM53 101V100H52ZM54 101H56L55 99H54ZM82 102H83V100H81ZM113 101V102H112ZM125 101V100H124ZM168 101V100H167ZM169 101H171V99L169 100ZM65 102H63V103H65ZM97 102V101H96ZM98 102H100V101H98ZM129 102V103H130ZM154 102H157V100L156 101H154ZM209 102V101H208ZM207 102V103H208ZM85 103V102H84ZM100 103V104H101ZM110 103V104H109ZM149 103V104H148ZM182 103V102H181ZM236 103V102H235ZM238 103V102H237ZM56 104V103H55ZM68 104V103H67ZM83 104V103H82ZM93 104V103H92ZM94 104H95V102H94ZM107 104H109V105H107ZM124 104H126V102L125 103H122V105H124ZM139 104V107H137V105ZM141 104V105H140ZM144 104H147V105H145L146 106V108H145V114L146 115H144V111H142L141 109H143L144 108ZM153 104V103H152ZM158 104H160V103H158ZM174 104V103H173ZM177 104V103H176ZM183 104H184V102L182 103V106H183ZM54 105V104H53ZM80 105V104H79ZM241 105V104H240ZM48 106V105H47ZM60 107H61V105H59ZM70 106V105H69ZM68 106V107H69ZM83 106V105H82ZM94 106V105H93ZM103 106V107H102ZM105 106H106V109H108L109 110V108L111 109V110H109L110 112L112 111V107H114V109H115V107H116V109H115V111H113L114 112V114H111V113H109V115H108V113L107 114H104L105 113V111H104V109H105ZM110 106V107H109ZM160 106V105H159ZM159 106H158V108H159ZM179 106V107H178ZM178 106H176V108L177 109H179L180 108V105H178ZM198 107H197V110H198V112H197V119H196V124H198L201 120H200V118L203 116V115H205L206 117H208V113L206 112V111H204V108L202 107H200L199 105H197ZM65 107V106H64ZM63 107V108H64ZM72 107V106H71ZM109 107V108H108ZM129 107V108H130ZM162 107V106H161ZM161 107H160V109H161ZM172 107V106H171ZM187 107V106H186ZM193 107H195V106H193ZM245 107V106H244ZM247 107V106H246ZM28 108V109H27ZM70 108V107H69ZM152 108V107H151ZM163 108H165V109H163ZM163 110L161 109V111H166L168 108L167 107H165V106H163ZM167 108V109H166ZM27 109V110H26ZM52 109V108H51ZM55 109H57V108H55ZM66 109V108H65ZM96 109V108H95ZM94 109V110H95ZM105 109V110H106ZM113 109V110H114ZM43 110V109H42ZM60 110H61V108H60ZM59 110V111H60ZM64 110V109H63ZM92 110H93V107H92ZM107 110V111H108ZM124 110L126 111L127 110V113H129V114H126V112H124ZM216 110V109H215ZM46 111V110H45ZM66 111V110H65ZM116 111H118V113L116 114ZM130 111V110H129ZM149 111V112H148ZM161 111H160V113H161ZM164 111V112H165ZM47 112V111H46ZM51 112V111H50ZM55 112V111H54ZM86 112V113H85ZM141 112H143L142 113V117H139V116H141L140 115V113ZM254 112V111H253ZM256 112V111H255ZM68 113H70V112H68ZM71 113H72V111H71ZM85 113V114H84ZM139 113V116H138V118L136 117L135 118V116L137 115ZM158 113V114H157ZM206 113V114H205ZM218 113V112H217ZM66 114H67V112H66ZM34 115H38L39 117H38V119H36L35 120V118H34ZM53 115V114H52ZM73 115V114H72ZM144 115V116H143ZM209 115H210V113H209ZM159 116H161V114L159 115ZM242 116V115H241ZM36 117V116H35ZM144 117V118H143ZM199 117V118H198ZM68 118V117H67ZM79 118H83V120H80V121H78V119ZM45 119H48V120H45ZM103 121H105L106 120V122L108 121V124L107 125H105V123H104V125L101 123V121L102 120ZM207 119L208 118H205L204 120H206L207 121ZM4 120V119H3ZM136 120V121H135ZM200 120V121H199ZM2 121V120H1ZM5 121V120H4ZM35 121L37 122V123H41L42 122V124H40V125H38L37 126V131L36 132H33V139H30V141L28 140L26 143H28V144H26L24 141H25V138H27V139H29L30 138V135L32 134L31 132L32 131H34V129L36 130V127H34V125L32 126L31 124V122H33V123H35ZM44 121H46V122H44ZM50 121H51V119H50ZM52 121H53V119H52ZM133 121L134 122H137V121H139V124H136V123H133ZM44 122V123H43ZM146 122H148V123H146ZM191 122V121H190ZM2 123V122H1ZM37 123H35V124H37ZM51 123V125H53L52 124V122H50ZM54 123V122H53ZM133 123V124H132ZM161 124V123H160ZM169 124V123H168ZM179 124V123H178ZM192 124V123H191ZM212 123H210V125H209V123H207V125H209V127L211 126V128H210V130L212 129L213 130V128H212V126L214 125H216V124H214V122H213V125H211ZM192 125H195V124H192ZM199 125V127H200V125H203V126H205V124H203V122H202V124H201V122L198 124ZM206 125V126H207ZM32 126V127H31ZM64 126H62V127H64ZM163 126H164V124H163ZM213 126V127H214ZM60 127V126H59ZM58 127V128H59ZM178 128H179V126H177ZM214 128H216V127H214ZM71 130V131H72ZM85 130V131H84ZM122 131L123 133V135H122V137H120V138H117L118 137V135H121L120 133H118L119 131ZM29 131H31L30 132V134H29ZM84 131V133H82L81 134V132H83ZM99 131V132H100ZM208 131H209V128H208ZM207 131V132H208ZM215 131H219V130H213V131H211V132H215ZM0 132V133H1ZM98 132V131H97ZM99 132L97 133V134H99ZM217 132H216V134H217ZM107 133V134H108ZM221 133V132H220ZM219 133V135H221ZM2 134V133H1ZM27 134H28V137H26L27 136ZM115 134L117 135V136H115ZM215 134V135H216ZM69 135H70V137H69ZM91 135V136H92ZM106 135V134H105ZM218 135V134H217ZM55 136V135H54ZM83 136H86V140L84 141V140H82L84 143H82V141L81 140H79L80 138H83ZM98 136V135H97ZM104 136V135H103ZM222 136V135H221ZM72 137H74V139L72 140L71 138ZM145 138V139H141L142 141H143V144H141L140 143V145L141 146H143V148L142 149H140V147H139V149H138V147H136V146H138L136 143H139L138 142V139L139 138ZM215 137H217V136H215ZM49 138H51L52 139V143L50 144V145H48L49 143L47 142V141H49V140H51V139H49ZM61 138H58V137H55L54 139L57 141V139H60L59 141H60V143H58V144H62L63 142H62V140H61ZM103 138V137H102ZM221 138V137H220ZM104 139H105V137H104ZM215 139V138H214ZM67 142H66V141ZM69 140V141H68ZM91 140V139H90ZM94 140H95V138H94ZM218 140V139H217ZM222 140V139H221ZM17 141H19V142H17ZM77 141H80V145H78V143H77ZM99 141V140H98ZM216 141V140H215ZM215 141L213 142V143H215ZM58 142V141H57ZM94 142H96V141H94ZM218 142H220L219 140H218ZM217 142V143H218ZM71 143V145H73ZM82 143V144H81ZM85 143V144H86ZM89 143H90V141H89ZM88 143V144H89ZM107 143V144H106ZM26 144V145H25ZM90 144H92V141H91V143ZM89 144V145H90ZM94 144V146H95V144L96 143H93ZM98 144H99V142H98ZM126 144H128V148H129V145H130V147H131V145H132V147L131 148H126V151H127V149L129 150L128 151V153L126 154H124L123 153V155H121V157H119L120 156V154L119 153H121V152H125V148H124V145L126 146ZM136 144V145H135ZM210 143H208V145H209ZM70 145V146H71ZM76 145H75V147H76ZM87 145V144H86ZM88 145V146H89ZM97 145V144H96ZM100 145V144H99ZM101 145V146H102ZM134 145V146H133ZM25 146H27L26 148H28V150L26 149V150H24V148H25ZM31 146V147H32ZM51 146V147H52ZM93 146V145H92ZM91 146V147H92ZM98 146V145H97ZM119 146H123V147H121L122 149H120L119 150ZM219 146V145H218ZM51 147H49V149L51 148ZM54 147V146H53ZM69 147V146H68ZM99 147V146H98ZM127 147V146H126ZM134 147V148H133ZM174 147V148H173ZM67 148V147H66ZM65 147H64V149H63V151L61 152V153H65V149H66ZM84 148V147H83ZM88 148H90V146L88 147ZM88 148H85L86 150H88ZM103 148H101V149H103ZM118 149V151H117V149H116V151L118 152V153H114L115 151H113V149ZM207 148V149H206ZM213 148V147H212ZM48 149V150H49ZM96 149V148H95ZM131 149V150H130ZM133 149V150H132ZM172 149H175V150H173L172 151ZM42 150V149H41ZM52 150V149H51ZM59 150H60V147H58L57 148V150H55V151H57L58 153H59ZM71 150H72V147H70V149H69V151L70 152H68V153H71ZM77 152H76V151ZM82 150V147H81V149H80V151ZM92 150H94V148H91V152H90V155L91 154H94L93 152H92ZM171 152H170V151ZM25 151V152H24ZM54 151V150H53ZM55 151H54V153H55ZM66 151H67V149H66ZM80 151H79V153H80ZM135 151V152H134ZM205 151H208L209 152V154H208V152H205ZM113 152V153H112ZM204 152V153H203ZM230 152V151H229ZM39 153H42V152H39ZM67 153V154H68ZM87 153V152H86ZM97 153V152H96ZM44 154V153H43ZM42 154V155H43ZM46 154V153H45ZM53 153H52V151H51V154H50V157H51V155H52ZM89 154V153H88ZM87 154V155H88ZM115 154H116V156H117V154H118V158L116 157L115 158ZM205 154H207V158L206 157H204V156H206ZM214 154V153H213ZM242 154H243V152H242ZM17 155H20L19 157L21 158L20 159V163L17 165V162L14 164L13 163V165H12V163H11V160L13 159H15V156H17ZM96 156H97V154H95ZM94 155V156H95ZM204 155V156H203ZM245 155V154H244ZM44 156V155H43ZM47 156H48V154H47ZM56 156L59 158V155L58 154H56ZM83 156H85L84 157V159H82L83 158ZM95 156V157H96ZM101 156H102V154H101ZM101 156H100V158H101ZM211 156H213L212 154H211ZM251 156V155H250ZM40 157H41V155H40ZM52 157L55 159V157H54V155H52ZM91 157H92V155H91ZM247 157H249L248 155H247ZM34 158V159H33ZM61 158V157H60ZM71 158V157H70ZM75 158H76V160H75ZM87 158V160L90 162V160H92L93 161V159H95V158H91L90 160H89V157H86ZM212 158V157H211ZM5 159H10L9 160V162H8V160H6L7 162L6 163H1V161H3V160H5ZM38 159H39V156H38ZM72 159V158H71ZM80 161H79V160ZM96 159H98L97 157H96ZM95 159V160H96ZM16 160H18V159H16ZM45 160V159H44ZM108 160H111L110 162L111 163H108ZM208 161V163H207V161ZM30 161V160H29ZM34 161H32V162H34ZM38 161V160H37ZM249 161V160H248ZM78 163L77 165H76V163ZM98 162L101 164V162L98 160ZM24 163V162H23ZM29 163H31V161L29 162ZM86 163H87V161H86ZM85 163V164H86ZM91 163H96L95 161H93V162H91ZM32 164V163H31ZM42 164V163H41ZM41 164H40V166H41ZM68 164H70L71 165V163H68ZM84 164V165H85ZM93 164H91V166H92V168H91V166L87 163L86 165H88V167L87 168H90V170H92V169H94L95 167H93ZM98 164V163H97ZM96 164V165H97ZM100 164H98V166L100 165ZM105 164V165H104ZM249 164V163H248ZM83 165V164H82ZM84 165H83V167H84ZM216 164H214L213 166H215ZM240 165V164H239ZM14 166V167H13ZM38 166V165H37ZM90 166V167H89ZM101 166V165H100ZM225 166H227V165H225ZM229 166V165H228ZM227 166V167H228ZM240 166H242V165H240ZM85 167V168H86ZM211 167V168H210ZM231 167V169H232V166H230ZM243 167H244V165H243ZM246 167V166H245ZM248 167H250V166H248ZM41 168V167H40ZM61 168V167H60ZM96 168H98L97 166H96ZM99 168H102V167H99ZM218 168V167H217ZM242 168V167H241ZM240 167H238V169H241ZM34 169V168H33ZM37 169V168H36ZM246 169V168H245ZM84 170V169H83ZM95 170H98V169H95ZM227 170V171H226ZM234 170V169H233ZM244 170V169H243ZM242 170V172H244ZM80 171H81V169H80ZM232 171V170H231ZM10 173V175H9V173ZM25 172V171H24ZM68 172V171H67ZM89 172V171H88ZM94 172H96V171H94ZM33 173V172H32ZM40 173V172H39ZM66 173V172H65ZM90 174L91 173H93L92 171L91 172H89ZM26 174V173H25ZM48 174V173H47ZM231 174H233V173H231ZM9 175V176H8ZM53 175V174H52ZM234 175H235V177L236 178H238L237 176H236V174L234 173ZM244 175V174H243ZM250 175V174H249ZM10 176V177H11ZM64 176H65V178H64ZM90 176H91V178H90ZM231 176V175H230ZM241 176H242V174H241ZM26 177V176H25ZM67 177H68V175H67ZM111 177V178H110ZM231 177H233V175L231 176ZM230 177V178H231ZM249 177V176H248ZM32 178H33V176H32ZM36 178V177H35ZM48 178H50V179H48ZM74 178V177H73ZM77 178V177H76ZM252 178V177H251ZM251 178H249V179H251ZM34 179V178H33ZM75 179V178H74ZM81 179H80V181H81ZM106 179H111V181L108 183L107 181L108 180H106ZM235 179V178H234ZM249 179L247 180L246 179V181H249ZM70 180V181H69ZM87 180V181H88ZM9 181V180H8ZM34 181H36L35 179H34ZM79 181V182H80ZM104 181H106L105 183H106V185L104 184ZM115 181V180H114ZM118 181H116V183L118 182ZM128 181V183H126ZM230 181V180H229ZM234 181V180H233ZM257 181V180H256ZM232 182V181H231ZM245 182V179H244V181H243V183ZM12 183H13V185H12ZM14 183L16 184V185H14ZM23 183V184H24ZM74 183V182H73ZM234 183H235V185L234 186H236V184H237V179L234 181ZM256 183V182H255ZM20 184V185H19ZM124 184V185H123ZM230 184V183H229ZM2 185V184H1ZM46 185H49L48 187L50 188H52V189H54L55 190V192L56 193H54L53 194V192L52 191H50V193L48 192L45 196H44V192L43 193H40V190H42L43 188L42 187H44V188H46L45 186ZM79 185V184H78ZM241 185H243V184H241ZM246 185V184H245ZM21 186H23V185H21ZM26 185H24V187H25ZM75 186V185H74ZM259 187V188H257V187ZM23 187V188H24ZM29 186H27V188L26 189H28L29 191H30V189L28 188ZM39 187H41L42 189H39ZM65 187V188H64ZM84 187V186H83ZM120 188V190L119 189H116V188ZM253 187V188H254ZM48 188V189H49ZM95 188H97L96 186H95ZM241 188V187H240ZM242 188H243V186H242ZM25 189V190H26ZM47 189V188H46ZM70 188H68V190H69ZM105 189V190H104ZM115 189L117 190V191H115ZM109 191L110 190V192H108V193H104L105 191ZM214 192V199H213V201H212V199L210 200V201H208L206 198L209 196V198H210V194H211V196H212V191ZM47 191V190H46ZM71 191V190H70ZM74 191H76V190H74ZM106 191V192H107ZM111 191H113V192H111ZM230 191V192H229ZM242 191V190H241ZM240 191V192H241ZM13 192V193H12ZM67 192H68V195H67ZM73 192V191H72ZM84 192V191H83ZM25 193H27V192H25ZM25 193H22L21 195L20 194H18L19 196H17V194H16V196L17 197H15L16 199H11V204H10V206H9V210H10V207L12 208V206H16V205H19L22 201H25L26 199L25 198H27L26 196H25ZM31 193V192H30ZM73 193H76L77 194V191L76 192H73ZM90 192H88V194H89ZM251 193V194H252ZM49 194H51L50 196H47V195H49ZM92 194V193H91ZM249 194V193H248ZM43 196H44V198H43ZM77 196V195H76ZM90 196V195H89ZM231 197V198H230ZM49 198H52V201H55V204L57 205V207H56V205H50V200L51 199H49ZM71 198V199H70ZM81 198V197H80ZM82 198H84V196L82 197ZM88 198V197H87ZM231 200V201H234V204H237V201H238V203L240 204V205H235L234 206V204H233V202H231L232 204H233V206H232V204L229 202V199ZM232 198H234V200L232 199ZM240 198V197H239ZM241 198H242V196H241ZM28 199V198H27ZM35 199H36V201H35ZM49 199V201H47ZM228 201V203H227V205H226V200ZM242 199V200H243ZM44 200H46V203L49 205V206H51V208L53 209V212H52V210H50V208H48V209H45V211L44 212H47L46 210H48V214H44V215H46V218H45V216H43V218L41 217L40 219H42V220H37V221H39L40 222V224H42V225H39V223H38V226H40L39 228H38V226H35V225H32V220H34L35 219V217L37 216V214L36 215H34L33 214V212H35L33 209H32V207H35L36 208V206L37 207H40V206H43L44 205V202H42V201H44ZM223 200H225V201H223ZM58 201H60L59 202V204H57L58 203ZM64 201V200H63ZM66 201V200H65ZM73 201V200H72ZM80 201V200H79ZM37 202V203H36ZM57 202V203H56ZM224 202H225V204H224ZM236 202V203H235ZM6 203V202H5ZM23 203V202H22ZM21 203V204H22ZM39 203V204H38ZM54 203V202H53ZM64 203V204H63ZM84 204V206L86 207H90V208H88L86 211L82 208H80L81 209V212H78L77 211V209L78 210H80L78 207H83V205H81V204ZM253 203V204H252ZM52 204V203H51ZM79 204V205H78ZM183 205V206H181V205ZM208 204H209V206H208ZM228 204H231V206L229 207V205ZM9 204H7V206H8ZM46 205V204H45ZM78 205V206H77ZM179 205H180V208H179ZM251 205L253 206V208L251 207ZM228 206V207H227ZM246 206H247V209H246ZM2 207V206H1ZM0 207V219H2V217H4V216H6V214H9V213H7L9 210L7 209V212L5 213L3 210H1L2 208ZM18 207V206H17ZM20 207H21V205H20ZM26 207V206H25ZM55 207V208H54ZM84 207V208H85ZM205 207H207L208 209H206ZM211 207L212 208H214L215 210H210L211 209ZM232 207V208H231ZM237 207V208H236ZM256 207V206H255ZM21 208H23V207H21ZM42 208V207H41ZM45 208H47V207H45ZM95 208V207H94ZM93 208V209H94ZM233 208H235V209H233ZM241 208V209H240ZM249 208H251V209H253V211L254 212H252L251 213V211H250V215L252 216L253 215V213H254V215H253V218L255 217V220H257V221H255V222H253V220L251 221V224H250V219L249 220H247V217L249 218V217H251V216H249V214H247L249 211ZM4 209V208H3ZM20 209V208H19ZM56 211H55V210ZM61 208H59V210H60ZM86 209V208H85ZM93 209H92V211H93ZM218 209V210H217ZM240 209V213L237 211V210H239ZM242 209H243V211H242ZM247 211H246V210ZM250 209V210H251ZM41 210H44V209H41ZM97 211H100V212H97ZM214 211V212H213ZM218 211V212H217ZM234 211H237V212H235V215H234ZM25 212V213H24ZM27 212V213H26ZM58 212H60V214L61 215H57V213ZM88 212V213H87ZM245 212H247V213H245ZM263 213V215L262 216H258V215H256V214H259V213ZM236 213H239V214H241V215H244V216H239V214H236ZM242 213H245V214H247V215H245V214H242ZM256 213V214H255ZM50 214H55V215H53V216H55L54 218H52L51 217V221L49 222V221H47L46 219H50ZM59 214V213H58ZM90 214V215H89ZM182 214V215H181ZM191 214H194V215H191ZM230 214L233 216L232 218H231V216H230ZM49 215V216H48ZM56 215L57 216H61V217H56ZM195 215H197V216H195ZM237 215L239 216V217H237ZM260 215V214H259ZM11 217H14L15 215H10ZM17 216V215H16ZM15 216V217H16ZM21 216H23V215H21ZM27 216V215H26ZM111 216V217H110ZM197 217L198 218V221L196 222V220L194 219L195 217ZM247 216V217H246ZM19 216H17V218H18ZM33 219H32V218ZM68 217V216H67ZM10 218V217H9ZM21 218H23V217H21ZM44 218H45V222H44ZM66 218V217H65ZM64 218V219H65ZM90 218V219H91ZM196 218V219H197ZM229 218V219H228ZM230 218L232 219V220H234V221H232V220H230ZM235 218H240V220H236ZM243 218V219H242ZM246 219V221L247 222H245L244 220ZM70 219V218H69ZM71 219H73V218H71ZM71 219L69 220V221H71ZM82 219V218H81ZM88 219V218H87ZM86 219V220H87ZM126 219V220H127ZM226 219V220H225ZM36 220V219H35ZM84 220H85V218H84ZM85 220V221H86ZM125 220V221H126ZM215 220H217V221H215ZM222 220L224 221V222H226L227 224H229V222H230V224L227 226L225 223H224V225H221V223H222ZM227 220H228V222H227ZM241 220L242 221H244L246 224H244V223H242L241 222ZM262 220V219H261ZM47 221V222H46ZM52 221L54 222V223H52ZM73 221V220H72ZM90 220H88V222H89ZM219 221H221V222H219ZM237 221H239V222H237ZM24 222H23V224H24ZM44 222V223H43ZM62 222H64L63 223V225L65 226L66 224H65V220H63ZM61 222V223H62ZM87 222V221H86ZM86 222H84V224L86 223ZM87 222V223H88ZM92 221H90V223H93ZM130 222V221H129ZM213 222H217V224H215V223H213ZM241 222V223H240ZM249 222V223H248ZM253 222V223H252ZM259 222V221H258ZM262 222H264V217H263V221H261V223ZM10 223H11V221H10ZM36 223V222H35ZM34 223V224H35ZM50 223H52V225L50 224ZM87 223L85 224V225H87ZM88 224L89 226L91 225V224ZM94 223V224H95ZM122 223V222H121ZM234 223V224H233ZM236 223V224H235ZM20 224V223H19ZM56 224V223H55ZM54 224V225H55ZM83 224V223H82ZM196 224H197V226H196ZM211 224H214V226L213 225H211ZM223 224V223H222ZM237 224L239 225V227H241V226H247V228H244V231H245V229L247 230L248 229V233H249V231H250V233L251 232H255V228H256V226L258 227L257 229H256V236L254 235L255 233H251V235L249 236V235H247V237L248 238H246L245 236H244V234H243V238H246V239H244V241H243V239L240 237V239L239 238H237L238 236H236L235 237V235H240V233H241V230L240 229H242L243 230V228H240L238 231L236 230V229H238L239 227L237 226ZM10 225V224H9ZM11 225H13V224H11ZM36 225H37V223H36ZM61 225V224H60ZM59 225V228L62 226H60ZM215 225H216V228H215ZM219 225H220V227H219ZM233 225H235L234 227H233ZM21 226V225H20ZM42 226H43V229H42ZM51 226V227H50ZM69 226V225H68ZM84 225H82V227H83ZM92 226V225H91ZM222 226V227H221ZM227 228H226V227ZM262 226V225H261ZM23 227V226H22ZM58 227V226H57ZM63 227V226H62ZM61 227V228H62ZM87 227V226H86ZM94 227V226H93ZM196 229H195V228ZM224 227V228H223ZM251 227H253L254 229H252ZM7 228H8V226H7ZM58 228V229H59ZM69 230H67V232H66V234L65 235H67V238L69 237V238H71V236H75L74 234L75 233H77L78 232V230L76 231L75 229V233H73L72 232V229L70 230V228H72V227H67ZM80 228L82 229V231L80 230ZM85 228V227H84ZM213 228H215L216 229V232L220 235V237H222L223 236V238L225 237L226 239H228L229 238V240H230V238L232 237V236H234L235 238H237V240H240L239 241V243L240 244H238V243H236V242H234L233 240H230L231 242H229V240H226V243L227 242H229V243H225L224 241H222V243H225V244H223L222 245V243H220V242H218V239L220 240V238L219 237H217V236H215V232H213ZM218 228L219 229H221V230H218ZM226 228V229H225ZM252 230H250V229ZM2 229V228H1ZM32 229V230H31ZM37 229V230H36ZM54 229V230H55ZM87 229V228H86ZM86 229H84V230H86ZM9 230V229H8ZM40 230V231H41ZM54 230H52V231H54ZM65 230H66V226H65ZM73 230V231H74ZM237 232H240V233H237ZM10 231V230H9ZM40 231H39V233H40ZM41 231V232H42ZM50 233H49V232ZM90 231V230H89ZM261 231V230H260ZM17 232V231H16ZM24 232V231H23ZM63 232V231H62ZM62 232L60 233V238H61V234H62ZM120 232H118V235H119V233ZM233 232H235V233H237V234H235V233H233ZM262 232H263V230H262ZM4 233H5V231H4ZM15 233V232H14ZM35 233H37V232H35ZM38 233V234H39ZM194 233H196V234H194ZM243 233H245L246 234V232H243ZM247 233V234H248ZM11 234V233H10ZM37 234V235H38ZM51 234L52 235H55L54 237L55 238H53V236H51ZM194 234V235H193ZM235 234V235H234ZM30 235H33L32 233H30ZM29 235V236H30ZM40 235V234H39ZM117 235V234H116ZM252 235H254V236H252ZM259 235H262V234H259ZM7 236V235H6ZM115 236V235H114ZM195 237L194 239H192L191 237ZM252 236V237H251ZM2 237H3V235H2ZM2 237H0V239L2 238ZM5 237V236H4ZM51 237L53 238V239H55V240H51ZM78 237V238H77ZM111 237V236H110ZM188 237V239L190 238V239H192V241L191 240H189V241H191V242H193V240L195 241V242H193V244L191 243V242H189V241H186L187 239L186 238ZM198 237V238H197ZM234 237L233 238H231V239H234ZM7 238L9 239V240H11L8 236H7ZM20 238V237H19ZM30 238H33V237H31L30 236ZM29 238V239H30ZM62 238H64L63 236H62ZM67 238H65L66 240H67ZM115 238H116V236H115ZM184 238V239H183ZM196 238H197V240H196ZM225 238H224V240H225ZM7 239V240H8ZM15 238H13L12 240H14ZM49 239V240H48ZM59 239V238H58ZM80 239V238H79ZM80 239V240H81ZM82 239V240H83ZM107 239V241H105ZM117 239V238H116ZM115 239V240H116ZM117 239V240H118ZM123 239V240H124ZM153 239H155V240H162V243H160L159 241L157 242V241H154L153 242ZM264 238L262 237V238H260V239H258L259 241H257L256 243H257V245H259L262 241V243H261V245L264 243V240H263ZM25 240V239H24ZM48 240V241H47ZM73 240V239H72ZM109 240H111V239H109ZM113 240V239H112ZM252 240H254V242L252 243L251 241ZM256 240V241H255ZM14 241H16V239L14 240ZM14 241H13V243L12 242H6L5 244H7V246L9 247V249H10V247H12L11 249L12 250H14V249H16L17 248V246H16V244H15V247L16 248H14V246H11V245H13L14 244ZM21 241V240H20ZM39 241H37V243L39 242ZM52 241V242H51ZM60 241H62L61 239H60ZM30 242V241H29ZM73 242H74V240H73ZM76 242V241H75ZM82 242V241H81ZM80 242V243H81ZM117 242V241H116ZM241 242L243 243V245L241 244ZM258 242H259V244H258ZM33 243V242H32ZM60 243V242H59ZM111 243H113V242H111ZM256 243H255V246H256ZM9 244V245H8ZM11 244V245H10ZM58 244V243H57ZM56 244V245H57ZM124 244V243H123ZM30 245V244H29ZM77 245V244H76ZM107 245H108V243H107ZM222 246L221 248H217L216 246ZM240 245H242V247L240 248ZM248 245V244H247ZM250 245V244H249ZM261 245H259L258 247H259V249H258V251H260V252H258L260 255H261V252H262V247L263 246H261ZM70 246V245H69ZM89 246V245H88ZM244 246H246V244L244 245ZM21 247V246H20ZM46 247V248H45ZM56 247H58V248H56ZM214 247H216L217 249H219V251L216 249V248H214ZM233 247V249H231ZM238 247V248H237ZM249 247V246H248ZM257 247V248H258ZM3 248V247H2ZM22 248V247H21ZM250 248V247H249ZM8 249V248H7ZM17 249H19V248H17ZM23 249H24V247H23ZM30 249V248H29ZM36 249V248H35ZM116 249V250H115ZM119 249V250H118ZM216 249V250H215ZM220 249H222V250H220ZM231 249V250H230ZM243 249H244V247H243ZM242 249V250H243ZM261 249V250H260ZM22 250V249H21ZM92 249H89V251H91ZM131 250H133L134 252L132 253V251ZM233 250V251H232ZM240 251V254L241 255H245V252H244V254L242 253L243 251ZM2 251V250H1ZM15 251V250H14ZM88 250L86 251V252H89ZM231 251V252H230ZM235 252V255H237L238 253H239V251L238 252ZM244 251H247V250H244ZM250 250L248 249V252H249ZM75 252V251H74ZM253 252V251H252ZM35 253V252H34ZM77 253V252H76ZM3 254V253H2ZM15 254V253H14ZM36 254V253H35ZM55 254H56V256H55ZM124 254V255H125ZM239 254V255H240ZM254 254V253H253ZM253 254H250L251 255V257H252V255ZM259 254H255L256 256H257V258H259ZM263 255H264V253H262ZM16 255H17V253H16ZM115 255V256H116ZM127 255V254H126ZM233 255H234V253H233ZM247 255V254H246ZM254 255V256H255ZM259 255V256H258ZM262 255V256H263ZM27 256V255H26ZM39 256V255H38ZM90 258H89V257ZM13 257H15V258H17V256H13ZM29 257V256H28ZM27 257V258H28ZM31 257H34V254L31 256ZM40 257H41V255H40ZM53 257V258H54ZM58 257V256H57ZM117 257V256H116ZM119 257V256H118ZM117 257V258H118ZM122 257V256H121ZM238 257V256H237ZM250 257V258H251ZM51 259V261L53 262H49V260ZM68 258V259H67ZM241 259V257H238V259ZM243 258V257H242ZM247 258L246 256H244V260H246V261H250V264H251V259H252V263H253V260H255L254 261V263L255 264H257V262L259 263H262L263 264V262L261 261V259H260V261H259V259H257V258H255V259H253V258ZM264 258V257H263ZM4 259V258H3ZM13 259V258H12ZM39 259V258H38ZM49 259V260H48ZM74 259V260H73ZM109 259H110V261H109ZM119 259V258H118ZM118 259H115V257H114V260H115V262H116V260H118ZM119 259V260H120ZM124 259V260H123ZM239 259V260H240ZM17 260V259H16ZM29 260H30V258H29ZM87 260V261H86ZM114 260H113V262H114ZM120 260V262H119V264H121V261ZM37 261V260H36ZM55 261V260H54ZM78 261H81V262H78ZM233 261H234V259H233ZM241 261H243L242 259L240 260V262ZM245 261V262H246ZM15 262V261H14ZM29 262V261H28ZM39 262V261H38ZM56 263H57V260L55 261ZM112 262V263H113ZM114 262V263H115ZM236 262H238V261H235L234 262V264H236ZM244 262V263H245ZM17 263V261L15 262V264ZM19 263H20V261H19ZM29 263H31V261L29 262ZM44 263V262H43ZM56 263H54V264H56ZM69 263V264H70ZM113 263V264H114ZM124 263V264H125ZM239 263V262H238ZM247 263V262H246ZM245 263V264H246ZM253 263V264H254ZM36 264V263H35ZM72 264V263H71ZM117 264V263H116ZM240 264V263H239Z\"/></svg>", "mask_w": 264, "mask_h": 264}]
</instances>
